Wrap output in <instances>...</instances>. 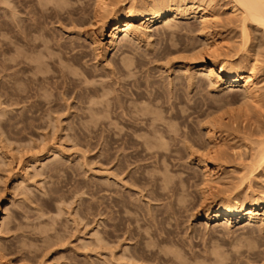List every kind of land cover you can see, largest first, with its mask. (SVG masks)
I'll return each mask as SVG.
<instances>
[{
    "label": "rangeland",
    "instance_id": "1",
    "mask_svg": "<svg viewBox=\"0 0 264 264\" xmlns=\"http://www.w3.org/2000/svg\"><path fill=\"white\" fill-rule=\"evenodd\" d=\"M40 1L43 5L45 3L47 5V7H49L48 11H49L50 15L48 13V16L52 15L54 9H56L57 11L60 9V8L59 9L56 8V7H58V6H56V5H58L56 2H59L61 4L62 1H65L64 3H67L66 0H48V1L47 0H39V1L38 0H12V1L11 0H0V111L3 113L2 114L0 112L1 113V116H0V219H2V218L5 220L7 219L6 223L3 222V225L2 224L0 225V236H1L0 239L2 238L1 242H3L5 244V246L7 247V251H8L7 256H9L8 260L11 261V264H108L109 262L111 264L112 261L114 262V260L117 261V262L115 261L116 264H119V263L120 264H134V263L139 264V262L141 260L136 261L135 258L131 256L132 255L131 253H133L132 248H134V246L135 247L137 246L136 243L141 238V236H140L141 232H142L141 235H144V234H146V231L149 232V230H145V231L142 230L146 227V225H147L146 223H148L146 221H144V222H146V223H144L142 220L143 218L140 219V221L137 219H133V218H137L140 216H142V217L144 216L143 214H141L142 212H140V209H139V211L136 209H138L142 206L141 209H144L143 212L146 210V213L144 212L145 214H151L153 211H155L157 206L160 207L162 205L163 208H161V209H164L165 208L164 203H167V201H165V200H164V202H162V200H161V201H159V203L157 201H152L151 198L154 195L153 196L148 195V194L152 195L153 190L155 188V187H153L154 185L152 186V183H155V182H153V180H155L157 178L159 180V179H161V177L163 178L164 173H166V175L168 174L167 172H163V170H160L161 169L160 167H164V163L162 161L163 159H161V161H160L161 163H158L157 158L151 157V155L148 154L150 151L144 152L145 146L143 143L146 139L151 138V134L149 131H152L153 129L160 128V130H166L168 132L169 136L172 137V139H169L171 141L169 143L170 144L173 143V144L169 145V143H168V147H169V149L170 148L171 149L166 152L168 154L167 158L168 159L170 158V159L168 160L166 158L165 161H168L169 163L172 162L171 164L174 163L175 167L172 166L171 164L169 165L170 174H168V175L176 174L175 179L178 178L176 180L177 182L180 181L179 180L180 176H182L183 178H190L191 180L193 179L192 180L193 184L196 181L197 184L196 183L195 184L197 186H193V184H192V186L194 188L191 187V189H189L192 192L195 191L192 193V195L194 194L193 195L194 197H192V196H191L192 198L189 197L190 203L194 202V204L197 203V201L200 199V196H199L200 194H198V192L200 193V190L203 187V185H202L203 176H202V171L200 168L203 165V163H199L200 162L199 159L202 158V160H204V158L206 156V155H204V153L207 151V148H209L208 145L210 144V142H212V144H213V142H214V144L217 143L216 147L212 146V144L210 145L211 150L208 149L209 151L207 152V154H209V155H207L208 158L206 157L205 160L209 161V159L211 158L210 153L214 152L213 149H215L217 152H220L221 154H223L222 156H224L225 159L227 158L226 160H224V159L221 160L222 165L224 164V162H226V163H225V165L222 166V169L220 168L219 174H215L212 177V179H214L216 181V182L214 181V183L215 184L217 183V185H216L217 188H222L220 191L223 190V193H221L220 196L222 197L221 199H224L225 197L222 195L223 194L227 195L230 188L232 187L231 189H233L237 185V183H239L238 182V178H240L239 174L241 173V176H242L241 171L243 170V167H244V165H242V164H246V163L248 164V162H250L249 159L251 157L252 151L257 146L256 143L264 135V100L259 102V106H258V103L256 105L255 102H252L251 100H249L248 98L245 97V94L243 93L242 88H240V87H229V86H226L223 88L218 87V86L212 87L213 85H210V83L207 82L208 79L205 77L204 74H200V75L198 74V75H196L195 79H193L192 81H189L190 76L193 75L194 73L193 74L190 73V75H189L188 72H184L183 70L189 69L188 70L189 72L194 71L193 69H195V63H194V61H192V58H190V57L194 53H197L200 50H202L203 46H204V49H206V46H207L206 42H208V45H209V41H210V44L216 45V46L214 45L216 49L218 48L217 49L218 53H219L218 58L220 57L219 58L220 60L223 58H226V56L224 55V54H226V52H228L226 54V55H228V57H229V55L233 56V58L231 57L232 59H237V58L240 59V58H243V54H244V56H246L245 54H248L250 56V59L253 61L255 60L254 61L255 64H257L256 67L258 68L257 70L259 72V74H258V81H259L258 86L261 87L260 92L261 91L262 92L260 94L262 95V93H263L262 99H264V44L259 50L256 48L254 49V47H253V45H255L257 42H259L258 39H256V37H261V38L263 37V40H264V33L256 32L255 30L254 31L251 30L253 36L255 35V37H254L255 39L253 38V40H254V41H252L253 45H252V48L249 49V53H246L243 50V48L241 49V47L243 46V41H242L243 37H241L242 36L241 23H239L241 21L240 12H237L239 15L237 13L232 14L229 12L228 6L230 4V0H216V1L213 0V2L212 3L210 2V4L215 8L214 10H216V11H214L216 14V17H215V21L213 22L214 24L211 28H209L208 30H205V33H204V31L202 33L201 30H199L201 33L198 30H196V32L194 31L195 33L194 32L185 33L186 31H184V32L181 31L184 34H182V33L178 34L177 33L178 35L181 36V38H180V36L178 37V35H174V37L176 36L177 38L176 37L174 39H172L173 37L171 38L172 42L174 41L173 43H176L177 41L179 42L177 50H176V48H174L177 46V44H175L176 46H173V43L170 42V40L167 37L168 35H166V33H164L165 35L163 34V30H161L162 32L155 33L150 42L147 41V42H142L141 44H137L138 50L145 51V52L151 51L149 53H152L157 48H162L164 46V48L166 49V47L168 46L167 47V50H168V48H171V46H172L173 48H171V50L169 49V51H171L169 53L170 55L168 56L170 60L168 58H167V60L162 59V60H159L158 62L154 61L153 64H151V62L146 63V61H149V60H145L144 62L146 64L145 65L143 64L144 67L143 66L139 67L138 69H140V70L136 71L135 67L133 66V71L134 70L136 71V72L134 71L136 75L133 74V76H131L129 79H127L128 76L127 77L126 76H120L119 73L117 75L114 74L115 75L114 76L110 70L113 65L106 64V62L102 63V61L106 59L105 57L101 56V58L99 57L100 59L99 58L97 59L96 57H94L93 51H91L93 49V47H90L91 45L90 46L88 45V44H90V37L92 35V30L94 28L92 25L88 24V23H90L88 21V17L90 19V17H92L91 14H93V13H91L93 11L92 10L93 9L92 4L89 5L90 2H88V5H86L87 4L86 0H83V1L81 0L82 1L81 4L79 2H77L80 0H76L77 4H75L74 2H72L70 0V2H72L70 4L74 3V6L72 5V7H74L75 9H69V7L71 6L69 3H68L69 7L67 6L68 4H66L67 8L63 5L67 9L64 11V12H66L65 16L67 15V11L71 12L73 14L74 10L77 9L76 11H79L80 9H82V10H80V12H77V15H76V11L74 12V14H75L74 17L78 16V18L77 17H75V19H74V17L72 18L74 20L77 19L79 21L80 16H83L82 17L83 19L81 18V22L77 21V25L76 24L73 25L72 22H74V21L72 20V22H71V18L69 19L70 16H73L71 13H70L71 15L68 13L69 17H66L65 18L66 20H65L64 16H63L64 12L62 9H61L62 12L59 10L61 12V14H60L61 17L59 20V17H57L59 15V13H58L59 11L56 12L58 14L56 16V13H55L56 10H54L55 16H54V13L52 16L54 18L46 17L47 19L46 18L44 19L46 21L48 20V18H49L48 21H50L52 19V21L46 22V23H48L47 25L52 24L49 26V28L48 27L47 28H48V30H50V28L53 30H51V33H50V31L45 29L46 24H45L44 20L42 19L44 22L43 23L44 26L42 25L41 27L49 32V36L46 35L45 30H44L45 32L43 31L44 33H41V34H45L49 38H53V37L56 38L57 42L54 41L55 38H54V40H52V39L49 40V39H46L48 37H46L44 35L46 37V38L45 37L44 38L47 40L46 41L47 43H48V40H49V42L51 41V43H49V45L52 44V41H53V45H51V46L48 45L49 49L50 48L52 49L55 46L54 45L55 43H56V46H58L59 45L58 42H62L60 45L63 47V49H62V47H59V46H58L59 48L56 46L54 47V49L56 48V50H55L56 53L54 56L57 59L59 58V56H61V55H59L60 53L58 52L59 56L57 57V51H59L58 49H60V48L63 50V52L66 50L64 52L66 56H67V54L69 56H71L73 54L70 50L67 51V48L71 47L70 45H73V48H75L77 44L81 43L79 48L83 47L82 45L87 46L85 48H88V46L90 48H92V49H90V52L87 51V50H89V48L86 50L83 49L84 47L82 48V51H86L87 54L90 53V56L89 57L87 56L89 58V60H88V58H87V60L84 59L85 61L83 63L88 61V62H86L88 68L90 66H91L90 68H93L94 65L97 66V68H99L98 72H97L96 67H94L95 69H93V70H96L95 74L98 73L96 76H98L97 81L99 83H95L96 86L94 89L96 91L98 90L99 94L96 91L94 93L95 95L92 94V92H88L87 96L85 98L84 97L81 98L83 100H80V98L75 97L76 92L74 93V95L72 93V92H74L73 90L75 88V86L73 84H72L73 87H72V85L68 86L67 90L62 91V88H59L61 83L58 84L61 81V79L59 80V78H57V74H58V77H60L59 72H56L57 70L54 71L55 69H53L54 73H52L53 71L48 67L52 71V72H50V75L52 74L51 80L53 78L54 79L56 78L55 80L58 79V82H56L55 80L51 81L53 84L57 83L56 84L57 88H56L55 85H53L50 81L46 80L48 83L50 82L51 86H54V88L51 89V86L47 83V87L49 85V88L48 89L46 88V89L49 90L50 93H48V91H46L47 95L46 94L45 95L48 96V98L46 97L48 100L47 99L44 100L45 96L42 94L43 95V98H42L41 93H44L45 89L43 87L44 91L40 90L41 92L38 90V89H41V87H42V86H40V82H42V81L38 80L36 76L34 77V74H33L34 71H30V72L27 71L26 73H22V75H20L21 72H19V69L17 70L18 66H17V68H15L18 71V73L15 69H14V71H11L9 69V67H7V66H9L8 63H10L9 58L13 56L12 54H15V51L17 50L18 47H19L18 50L21 48L20 52H21V50H23V54H24V51L26 53V50H27V52L29 51L30 54L32 52V56L34 54L36 55V53H38L37 57H38V55L41 56L39 53H41V54L46 53L45 50H44V52L39 51L42 49L48 50V52H49L48 54H50V55L52 52L54 53V50L50 51L47 46L46 47L44 45H40V46L36 45L37 47L35 46L34 43L37 44L39 37H41L42 35L41 36L36 35L37 37H35L34 35L36 33H32L31 35L29 34V31L31 33V32H33V30H35V28L32 29L35 26H32V24H31L32 21H33L32 22L33 25L35 24L34 23L35 19L33 20L32 14L31 13L29 14L28 12H30L34 8H38V7L42 6V4L39 6ZM209 1H212V0H208V2ZM48 2H50V4ZM216 4H217V6L218 5L219 6L217 7ZM44 6H42V7H44ZM75 6H77V7L81 6V8L78 7V8H80V9H78ZM50 7L51 8L55 7V8L51 10ZM83 7H84V11H83ZM10 8H13V9H10ZM61 8H62V6H61ZM89 8H90V10H89ZM12 10H14V12ZM45 10H47V9H45ZM71 10H73V11H71ZM89 11H91V12H89ZM217 11H218V13H217ZM12 12L15 13L14 14L15 16L13 15L14 18L12 17V14H13ZM62 13H63V15H62ZM46 14H47V12H46ZM62 16H63V18H62ZM85 16L86 17L88 16V17L86 18ZM57 19L60 22H58ZM62 19L65 21H63ZM67 19L70 20V22L67 21ZM84 19H86V20H84ZM61 20L64 22V24H63V22H61ZM13 21H14V24L12 26H15L14 29L11 26ZM24 21H26V22H24ZM83 21H87L86 22L87 24L84 25V23H83V25H81ZM181 21H183L182 23L194 24V26L199 25L198 24L199 20L197 18H194V17H190L187 20H180L179 22H181ZM216 21L218 22V24ZM78 23H79V25H78ZM22 25L24 27H26L28 25L26 28L27 32H28L27 34L25 31L26 30L25 28L22 27V29H20V27ZM62 25H64V26H62ZM80 26H82V28H81L82 32H81V29L79 28ZM89 26H90V28H89ZM10 29H11V31H10ZM31 29H32V31H31ZM12 30L15 32L16 37L12 34V33H14V32H12ZM20 30H22L23 35L20 33ZM48 32H47V34H48ZM207 32L208 33L210 32L211 36L207 37L208 36V35H206ZM9 33L12 34V36L15 38L14 39L11 38L10 37L11 35H8ZM78 33H79V35H78ZM85 34H87V35H85ZM109 34H110V32H107V35H109ZM186 34H189V35H186ZM52 35H54V36H52ZM26 36H27L28 40H26L27 39ZM30 36H34L35 38H31ZM50 36H52V37H50ZM79 36L83 40H81ZM9 37L11 39H13L11 41L14 42L15 46L13 45L12 42H10L8 40V39H10ZM23 37H24V39H23ZM206 38H210V40L207 41ZM32 39H34V40H32ZM42 39L43 38L41 37V40ZM180 39L181 40L183 39V41H181ZM24 40H25V42H24ZM30 40L34 41V42L33 43L30 42ZM41 40L39 42H41ZM72 40H73V42H72ZM165 40H167L168 42ZM19 41H20V44H18ZM43 41H45V40L43 39ZM43 41L41 43H45ZM107 41H108V39L107 40L105 39L104 43H106ZM160 41H161V43H160ZM8 42H9V44H8ZM21 42L23 44H21ZM77 42H79V43H77ZM10 43H12V45H10ZM25 43H27L29 45L28 46L29 48L27 47V44H25ZM69 43H72V44H69ZM86 43H88V44L86 45ZM146 43L147 44L149 43V44L146 45ZM168 43H170L169 44L170 46L168 45ZM165 44H167V46ZM181 44H183L184 47ZM64 45L65 46L68 45L67 48ZM41 46H43V47H41ZM150 46H152V47H150ZM186 46H189V48ZM11 47L14 50L13 51L14 53H12V54L9 52ZM15 47H16V49H15ZM35 47L38 49L34 50ZM64 47L66 48L65 50H64ZM194 47H196V48H194ZM248 47H250V45ZM186 48H188V50ZM179 49L180 50L184 49V50L180 51ZM185 49L187 51H190V52L187 53V51ZM77 50H75V51H77V53L82 52L78 48H77ZM219 50L221 51V53L223 55L220 53ZM33 51H36V52L34 53ZM37 51H39V52H37ZM174 51H175V53H174ZM191 52H193V53L190 54ZM16 53H18V51ZM112 53H113L112 51H109L108 54L106 55V56H108L107 57L108 60H110L111 57L113 58ZM172 53H174V54L172 55ZM259 53H261V54H259ZM46 54H42V56L44 58H48L47 57L48 55H46ZM61 54L63 55L62 52H61ZM28 55L27 54L25 55L28 58V59L26 58L25 60H28V62H30L31 61V59H30L31 55H30V57H28ZM44 55H46V56H44ZM65 55H63V56H65ZM239 55L242 57H240ZM257 55H260V56H257ZM14 56H13V58H14ZM20 56H22V55L17 54L15 57H17V59L20 60L21 59ZM33 57H32V59H35V57L34 58ZM37 57H36V59H37ZM43 57H41V58H43ZM91 57L96 58V59L93 60ZM179 57H181V59ZM185 57H188V59L190 58L191 61H189L190 59L188 60ZM177 58H179V60ZM255 58H257V59H255ZM182 59H186V60H182ZM47 60H49V59H47ZM93 61H94V63H93ZM98 61H99V64H98ZM256 61H258V62H256ZM63 62H65V61H62V63ZM169 62L171 64H168ZM60 63H61V61H60ZM88 63H90L89 66H88ZM105 64L109 65V66H106ZM65 66H66V64H65ZM105 66H106V69H108V68L109 69L108 70L104 69ZM110 66H111V68H110ZM101 67H103V69ZM177 71H178V73H177ZM10 72L11 73L16 72L15 75L18 74V76L17 77L15 76L14 79L11 80V78H9ZM28 72L30 74H28ZM99 72H100V74H99ZM186 73H188V74H186ZM23 74H25V75H23ZM26 74H27V76H26ZM8 75H9V77H8ZM53 75H55V76L53 77ZM20 76H21V78L23 77V80L18 79ZM25 77L29 78L28 83L26 82L28 79L25 80L24 79ZM123 77H125L126 79ZM188 77H189V80H188ZM176 78H177V80H176ZM185 78H186V80H185ZM32 79H35L36 81L37 80L38 81L36 82L35 80H33L36 82L35 83V82L31 81ZM120 79H121V81L123 80L122 82H125V83H123V87H124L123 90L126 92V94L127 93L129 94L130 90H131L130 94H132V93H134V94L135 93L146 94V92H147L146 91L147 90L146 84H150L152 86L154 85V87L157 90H155V93L153 90V97H156V95L157 96L160 95L159 93L162 92V90L160 89L161 86H165V88H167V87H169L168 86L170 84L169 82L172 81V83L174 85H176L177 87H179V86L180 87L177 88V92H176L178 99L175 100V98H173L171 101L172 102L174 101L177 104L180 103L181 106L180 105L179 106H180L181 110H182V108L187 109L188 105H186V104H189V106L195 105L194 107H196V108H194V110L188 109V111L183 109L186 112L185 113L181 112V114H183V115L182 116L179 115V118L175 120V121L178 120V122H174V120L173 121L166 120L165 122H164V120L157 121L156 122V126H158L157 128L149 126V123H147V122H144V123L140 122L143 126H141V124H138V125L134 124L133 125V123H132L133 121H131V119L129 117L121 116L120 112L122 109H120L119 111L117 110L118 114L107 115V117H106L107 113L105 114V112H100V113L98 112L100 114V116L95 117L96 115L98 116L97 112H96V114H94L95 112L91 111V112H93L92 114L94 115V117H92V114L91 113L89 114V111H90L92 105H93L92 109H95V110L97 109L100 111V110L104 109L103 106H105L107 104V102L108 103L110 102L112 105L111 104H109V105L112 108L113 104L115 102V99L118 97H119V99H121V95H122V98L124 99V102H125L124 105L127 103L126 109H128L127 105L129 103L131 105L129 104L128 106L131 107V110H132V108L134 109L133 105L140 106V104H141L140 101H137V100H136L137 102L136 101H134V102L130 101L131 99L135 100L137 98L136 96L134 97L133 95H128V94L126 95L125 92H123V90L121 88L122 86H120L122 84ZM147 79H149V80H147ZM168 79H170V80H168ZM172 79L173 80L175 79V80L173 81ZM18 80H19V82H16ZM146 80H147V82H146ZM200 80L203 81L205 84L201 85V86L198 85V81H200ZM9 81L12 85L16 82L15 84H17L18 87L20 85H22L21 88H25V87H23V84H24L23 82H25V84L27 83L26 85H24L27 87L24 89L25 93L27 92L26 95L24 93V95H25L24 99H26L28 96H30L27 98L29 100L26 99L27 102H26V100H23V102H21L24 105L23 104L21 105L20 103H18L19 106L17 104L18 107H16V105H11V106H15V107H13L14 108L13 114H12V110H11L13 108H10L11 106L9 105L10 104L9 103L10 95L8 94V92L12 86V85H10ZM100 81L102 83H104V85ZM130 81L133 84V86H131L132 84L130 83ZM38 82H39V84H38ZM44 82L45 81H43V83H41V84H44ZM116 82H118V83H116ZM8 83H9V85H8ZM106 83L109 84L106 87H109L111 85V88L109 87L110 89H107L110 93H108V91H106V88H103V86H105ZM15 84L13 86H15ZM37 84H38V86H37ZM98 84L102 88H100V86H98ZM139 84H141L143 86L142 90L141 89L136 90V88L142 87L141 85H140V87H138ZM190 84H192V85H190ZM45 85H46V82H45L44 86ZM182 85H183V87H181ZM188 85H190L191 87ZM39 86H40V88H39ZM8 87H9V90H7ZM18 87L16 86V88H18ZM113 87L117 91H114ZM128 87L130 88V90ZM200 88H201V90H200ZM5 89L7 92L5 91ZM26 89H27V91H26ZM100 89H102V90L104 89L103 92ZM30 90H33V91H30ZM75 90H77V89H75ZM119 90H121V91H119ZM134 90H136V91H134ZM178 90H179V93H178ZM35 91L39 92L38 94H40V95L38 97L36 96L38 94L37 93L35 94ZM144 91H146V92L144 93ZM157 91H158V93H156ZM32 93H33V95H30ZM103 93H104V95H103ZM107 93L109 94V96ZM91 94L93 95L94 100H92V98H90L91 99V102H90L88 95L91 96ZM97 94L100 96H97ZM118 94H120V95H118ZM161 94L162 95L165 94V95H163L164 98L162 97V95H160V101H158L159 102L158 105L161 103V105H164L165 108H169L168 107L169 103L163 102L166 100L165 97L167 94L166 93H161ZM178 94H181V95L179 96ZM182 94H184V95H182ZM61 95L66 96L67 100L65 99L64 96H61ZM71 96H72V98H71ZM131 96H133L134 99L131 98ZM167 96L172 97V95H167ZM49 97H51V101H49L50 100ZM74 97H75V99H74ZM99 97H102L103 99L101 100V98H99ZM107 97H109V98H107ZM190 97H192L191 99H193L192 100L193 102L191 101ZM95 99H96V101H95ZM110 99L112 102L110 101ZM112 99L114 100V102ZM161 99H164V100H161ZM7 100H8V102H7ZM97 100H98V102H97ZM103 100H105V101H103ZM247 100H249V101H247ZM34 101H36L35 102L36 107L34 106V104H31V102L34 103ZM185 101H187V102H185ZM189 101H191V102H189ZM24 102H26V103H24ZM40 102H42V103H40ZM7 103H9V104H7ZM36 103H38V104H36ZM67 103H68V105H67ZM101 103H104L103 106ZM133 103H135V104H133ZM183 103H185V104H183ZM253 103L256 105V107ZM41 104L43 107L40 106V108L39 107L37 108V106H39ZM32 105L35 108H37V110L41 109L42 112H43V110H44V112L45 111L47 112L49 109H51V111L53 110V114L51 115V113L49 111H48L49 113H41V110H40V114L35 115V113H38L39 111H37L36 109H33L34 107L30 108V107H32ZM8 106H10V107H8ZM25 106H28V107H25ZM98 106H100L99 109H98ZM24 107L27 108L28 110H30V109L35 110L36 112L34 113V115H32L33 113L32 114L30 113L32 115L31 116L29 114V112H27L28 110L25 109ZM16 108H19V109L21 108L20 109L21 112L18 111V109H17L16 110V111H18V114H17V112H15ZM22 108L25 109L26 112H24V110ZM113 108H112V111L115 110V108H114V110H113ZM165 108H161L162 113H164L162 115L163 116H169V115H166L167 112L165 113V111H166ZM83 110H85V111L83 112ZM65 111H67V112H65ZM68 111L71 114H69ZM54 112H55V114H54ZM81 112H83V114H81ZM84 113L85 114L88 113L87 116ZM102 113H104L103 116H102ZM207 114H209L211 116V118ZM219 114H221L223 116L221 117V115H219ZM188 115H190V116H188ZM237 115H239V116H237ZM19 116H22V117H19ZM104 116L106 117V120H104V118H105ZM117 116H120V117H117ZM215 116L216 117L220 116L221 119L223 118L222 122L224 124V127H223V125H222V127L225 130L223 128H222V131L220 129H219V131L216 130L215 136H213L216 138H212L213 140L212 139L209 140L207 137H205V136H207L206 135L207 134L206 126L211 124L210 122L214 119ZM191 117H192V119H190ZM230 117H232V119L234 121L231 120ZM112 118H113V120H112ZM115 118H117L118 121H117V119L114 120ZM123 118H125V119H123ZM235 118L238 120V122ZM125 120H126V122H125ZM198 120L199 121L202 120L201 121L202 125L200 124V122ZM244 120H245V123H242V122H244ZM119 121H121V122L119 123ZM228 121H230V122H228ZM111 122L113 124H110ZM170 122H172V123H170ZM204 122H205V124H204ZM174 123L175 124L178 123V124H176L177 126ZM234 123H235V126L233 125ZM10 125H12V127ZM108 125H110V126L112 125L111 128ZM117 125H119V126L117 127ZM126 125H127V127H126ZM200 125L202 126L201 129H200ZM204 125H206V126L204 127ZM244 125H247V126H244ZM182 126H184V127H182ZM189 126H191V127H189ZM123 127L126 129H124ZM130 127H131V129L128 130ZM104 128H105V131H104ZM171 128H172V130H171ZM109 129H111V130H109ZM116 129H118L120 132H118V130L115 131ZM182 131H186V133L182 132ZM188 131H189V133H188ZM169 132H171V133H169ZM176 132H178V133H176ZM119 133H120V135H119ZM257 133H259V136ZM134 134L136 137L133 136ZM137 134H138V136H137ZM175 134H176V136H175ZM146 135H148V136H146ZM183 135H184V137H183ZM187 136H188V138H187ZM182 137L184 140L182 139ZM180 139L182 140L184 145ZM186 141L187 142L189 141L188 142L189 144ZM191 142H193L194 144ZM206 142H207V144H206ZM190 144H193L194 146L191 145L192 146L191 147ZM140 145H141V147H140ZM182 145L184 148L182 147ZM196 145H197V148H196ZM205 145L208 147L206 148ZM178 146H180V148ZM198 146L200 147V149ZM203 146H205V147H203ZM193 147H194V151H192ZM212 147H215V148H212ZM123 148H127V149L125 150ZM182 148H183V150H182ZM189 148H190V150H189ZM130 151H132V152L130 153ZM179 151H180V153H179ZM120 152H122V154ZM169 152H170V154H169ZM119 153L121 156H118ZM243 153H244V155H242ZM54 154L57 156L58 159L54 158L55 160H52V158L55 157V156H53ZM123 154H126L128 156L126 158H124ZM110 155H111V157H110ZM137 155H139V158ZM170 155H172V157ZM203 155H204V157H203ZM241 157H242V159H241ZM109 158H111V159H109ZM244 158H246V159H244ZM116 159H118V160H116ZM119 159H120V161L121 160L122 161L120 162ZM50 160H52V161H50ZM182 160H184V161L180 162ZM241 160H243V161H241ZM46 162H49V163L46 164ZM137 162H139L138 165H137ZM168 162L165 164H169ZM238 163H240V165ZM162 164H163V166H162ZM43 166H44V168H43ZM121 168H123V169H121ZM194 168H195V170H194ZM176 169L178 170V172ZM36 170H38L37 173H36ZM142 170H143V172H142ZM185 170L188 171V174ZM239 170H240V172H239ZM53 171H55V172H53ZM110 171H112V172L114 171V173H112ZM190 171L193 172V174ZM195 171H196V173H195ZM109 172L112 175L109 174ZM155 172H156V174H155ZM173 172H176V173H173ZM134 173H135V175H134ZM143 173H144V175H143ZM179 173H180V175H178ZM182 173L186 174V175H182ZM189 173L191 174L192 177L190 176ZM116 174H118L117 177H116ZM199 174H200V176H199ZM142 175L144 176V178ZM173 175H171V176H173ZM193 175H194V177H193ZM119 176L121 179L123 178V180H120ZM151 176H152V178H151ZM229 176H231L230 179H229ZM115 177L117 179H119L120 181L117 180ZM106 178L109 181L110 180H112V181L109 182V181H107ZM218 178L219 179L222 178V179L219 180ZM231 178L233 180H231ZM21 180L23 181L22 183H21ZM145 180H147V181H145ZM200 180H201V182H199ZM261 180L263 181V179H261ZM24 181H25L26 185L23 184ZM123 181L126 182V183H124L125 185L122 183ZM155 181H157V180H155ZM192 181H191V183H192ZM257 181H258V183H257ZM262 181H260V179L259 180H256V179L253 180L252 184H255V185H253V186H255L254 188L257 187L255 190H259L261 188V186H263ZM142 182H144V183H142ZM159 182H161V181L159 180ZM231 182H233V183H231ZM117 183H119V184H117ZM211 183H213V182H211ZM211 183H210V185L215 186V184L213 185ZM228 183L230 185H228ZM17 184L20 185V187ZM114 184H116V185H114ZM142 184H147L148 186L147 185L144 186ZM103 185H105V186H103ZM198 185L202 186V187L199 188ZM220 185H221V187H219ZM259 185H261V186H259ZM23 186H25V188ZM134 187H136V189ZM151 187H153L152 191H151V189H149ZM107 188H109V189H107ZM120 188H121V190H120ZM157 188L158 187H156L155 189H157ZM225 189H227V190L229 189L227 193H226L227 190H225ZM106 190L107 191L110 190V191H108V193H107ZM115 191L116 192L118 191L120 196L118 194L116 195ZM140 191H142L143 193ZM149 191H151V193ZM105 194L106 195L112 194V196L109 195L112 198L109 197V199H108V197H107L108 195L106 196ZM114 196H116V197H114ZM129 196H131V197H129ZM120 197H122V198H120ZM115 198H116V200H115ZM132 198L134 200H132ZM136 198H138L139 200H137ZM130 200H132L133 202H131ZM107 201L109 203V206L112 205L111 206V210H112L111 213L112 212L113 213L112 214L109 213L110 215H108L105 211V209H106L105 205H106ZM117 201L121 202L122 205H121V203L119 204ZM134 201H136V205H138V203H139L140 206L139 205H138L139 207L136 206ZM149 201H151L152 203ZM140 202H142V204ZM129 203L133 205L132 206L133 208H135V207L136 208L131 210V206H129L130 205ZM116 205L118 206V208ZM125 205H126V207H124ZM147 205H149L150 208H148ZM125 208L128 211L131 210V212L134 210L137 213V211H138V212H140V215L137 213V215H138V216L136 215L137 217H132L133 215L135 216V213H133L134 211L132 213L129 211L131 213V214H129L128 211H127V213L125 212L126 211ZM6 209H8V210H6ZM152 209H153V211H152ZM149 210H151L150 211L151 213H148ZM192 211L193 210H190L189 212L187 211L188 212L187 214H186V212L185 213L184 212L177 213V214H179L178 216L181 218H179V217L178 218H169L172 220L173 219H177V220L179 219L178 222L176 220H173V221L171 220V222H170L168 218H165L164 221H166V222H164L163 221L164 218L162 217L163 218L162 219L160 217L163 221V225H162L163 230H164L163 233L168 231L169 236H168V232H167V236L169 237V239H171L170 236L173 233H175L171 237L176 242H174L173 239H171V240H173V242L175 244L178 242H181V243H178V244H181L182 247L180 246V249L182 248V251H183V253H181V255H183V257L181 256L182 258L180 257V259L185 260L187 262L189 261V263H190L191 259L195 257L192 254H194L196 252L195 255L197 254L196 255L197 259H195V260L193 259L194 261H192L191 264H196V263L214 264L212 262L215 261L216 257L213 254V252H214V249L216 247H218L219 249H217V250L222 249L224 252L222 250H220V251L224 255L229 254L228 255L229 258L227 257L229 259V260L227 259V264H235V263L236 264H264V255H263L264 249H263V251H262V249H260V247L264 248V225L257 223L255 225L249 226V227L248 226H243V227H240V226L239 227L238 226H231V227L225 226L224 227L223 226V227H221L220 225H216V223L213 222L211 225L207 226L204 221H201L199 219V217H197V211L196 210H194L195 212L194 211L192 212ZM115 212H116V214H114ZM127 214H129V216ZM182 214H183V216H182ZM112 215L114 216L113 219H112ZM185 215H188V216H185ZM194 215H195V217H194ZM106 217L109 219H106ZM124 218H125V221L123 220ZM130 218H132L133 220ZM146 219H147V217H146ZM166 219H168L169 223ZM115 220H118V221H115ZM128 220H130L131 222ZM135 220H137L139 223L138 222H137V224L133 223ZM184 220H186V221H184ZM188 220H191V221H188ZM162 221H160V223H162ZM179 221H181V222H179ZM9 222H11L10 225H9ZM119 222L121 223V225L119 224ZM122 222H123V224H122ZM170 223H171V225H169ZM174 223L177 225H175ZM140 224L142 225V227H144V226L145 227L142 229H138L139 226H137V225H140ZM167 224H168V226H167ZM9 226H11V230H8L10 228ZM17 226H19L20 228ZM133 226L135 228L138 227L137 233L135 232L136 229H134ZM160 226H161V224H159V226H158L159 230H160ZM7 227H9V228H7ZM115 227H118V229L117 230L114 229ZM126 227H128L129 229H131L130 227L133 228L131 230H134V231L132 233H130L132 235L134 234L133 236L131 235L132 239L130 238L131 236H129V232L126 231ZM174 227H176V228H174ZM42 228H44V229H42ZM167 228H168V230H167ZM129 229H127V230H129ZM148 229H151V228L148 227ZM41 230H43V231H41ZM159 230H158V232H160ZM125 231L128 232V234H126ZM150 232H149V234H152V230ZM105 233L108 236H110V238ZM161 233H162V231H161ZM163 233H162V235H164ZM180 234H181L183 239L181 238ZM103 235H104V237H103ZM135 235H137V237H140V238L135 240L136 239V238H134V237H136ZM93 236H95V237H93ZM107 237L110 240V241L107 240V241H109V244L107 243V241H105L107 244L104 243V240L107 239ZM164 237L166 238V235ZM177 237H178V240H177ZM95 238H97L98 240H101V242L100 241L98 242V240H96ZM111 238L114 240H112ZM129 240L132 242H130ZM142 240H144V239H142ZM142 240H140V241L143 243L144 241H142ZM185 240H186V242H185ZM191 240H192V242H191L192 245L190 243ZM6 241H7V243H6ZM145 242H149V241L147 240ZM152 242L154 243L156 241H152ZM110 243H112V244H110ZM250 243H251V245H250ZM104 244L110 245V246H106ZM155 245H157V243ZM155 245L153 246V248L154 247L155 248L154 249L152 248V249L153 250L156 249V253L157 252L159 253V250L157 247L158 245L157 246H155ZM160 245L164 246V244H160ZM160 245H159V248H160ZM166 245L167 246H164V248L165 247L170 248L169 244H166ZM172 245L173 244H171V246ZM236 245H238V246H236ZM127 246L129 249L130 248L131 249L129 252L127 251V253H126L125 251L128 249ZM174 246L172 248H176V245H174ZM212 246H213V248H212ZM239 246H241V247H239ZM251 246L256 247V248L252 249L253 247L250 248ZM144 247H146V244ZM161 248H163V247H161ZM161 248H160V250H161ZM172 248H171V250H172ZM209 248L211 249L210 251L208 250ZM237 248H239V249H237ZM236 249H237V251L238 250L240 251V252H237V254L235 251ZM256 249L258 250V252H260V251H261V253L263 252L262 254L260 253L261 256L256 251ZM109 250L113 253H110ZM167 250H170V249H167ZM201 250H202V252H201ZM250 250L255 252L257 255L254 254L252 251L250 252ZM123 251L125 252V255L126 254L128 255V256L126 255V257L124 256L125 258L122 257V255H124ZM147 251H148V248L146 249V252ZM206 251L210 254H208ZM179 252H181V251H179ZM200 252H201V254H200ZM121 253H122V255H121ZM110 254L111 255L113 254V256H111ZM118 254H119V256H118ZM148 254H149V256L153 255V254L150 255V252ZM204 254H205V256H204ZM253 254H254V256H253ZM171 255H170L171 257L165 256V258L168 261H166V262L163 261L164 264H171L170 262H171L172 258L173 259L175 258V255L174 256H173V254H171ZM212 255H214L213 256L214 259H213ZM129 256H130V258H129ZM105 257H109V259L108 258L105 259ZM131 257L134 259H132ZM152 257H153V259H155L157 257V255H156V257H155V255H153ZM159 257H164V254L159 253L157 259ZM170 258H171V260L169 261ZM210 258H212L211 263H209L210 261H208V259L210 260ZM153 259H152L153 262L150 261L149 264H152V263L157 264L158 261H159L158 264H160V260H157L154 263ZM105 260H107L108 263ZM149 260H151V258ZM118 261H119V263H118ZM127 261H128V263H126ZM175 261H173L172 263H175ZM141 263L146 264V261L145 262L141 261L140 264ZM112 264H114V263H112Z\"/></svg>",
    "mask_w": 264,
    "mask_h": 264
},
{
    "label": "bare ground",
    "instance_id": "2",
    "mask_svg": "<svg viewBox=\"0 0 264 264\" xmlns=\"http://www.w3.org/2000/svg\"><path fill=\"white\" fill-rule=\"evenodd\" d=\"M12 1V0H11ZM39 1V0H38ZM48 1V0H47ZM72 2H74L75 4H77L76 3V0L74 1V0H71ZM83 1V0H82ZM81 0L80 1H77V2H79L80 4H81V2H82ZM87 2V4L86 5H88V2H90V4L89 5H91L92 4V6H93V11L91 12V11H89V12H91V13H93V14H91L92 15V17H90V19H89V17H88V21L90 22V23H88V24H90V25H92L94 28H93V30H92V35H91V37H90V44H88V43H86V45L88 44L90 47H93V49L92 48H90L89 46H88V48H89V50H87L88 52H90V49H92L91 51H93V54H94V57H96L97 59L100 57L101 58V56L102 57H105L104 59L105 60H103L102 61V63H104V62H106V64H109V65H113L112 66V68H111V66H110V70H111V73H113V75L114 74H120V76H128V78L127 79H129L131 76H133V74L134 75H136L135 74V72L137 71V70H140V69H138L139 67H141V66H143V64L145 65L147 62L148 63H150L151 62V64H153V62L155 61H159V60H164V59H166L167 60V58L169 59V53L171 52V51H169V49L171 50V48H173L172 46H171V48H168V50H167V44H165L166 46V49L164 48V46L162 47V48H157L154 52H152V53H149V52H151V51H149V52H145V51H140V50H138V47H137V44H141L142 42H150L151 41V39L153 38V35L155 34V33H157V32H162L161 30H163V34L164 33H166V35H168L167 37H168V39L170 40V42H172V40H171V38L172 39H174L175 37H174V35H178V34H180V33H182V32H184V31H186L185 33H192V32H196V30H201L202 31V33H203V31H204V33H205V30H208L209 28H211L212 26H213V22L215 21V17H216V14H215V12L214 11H216V10H214L215 8L210 4V2L212 3L213 2V0L212 1H209L208 2V0H86ZM216 1V0H215ZM20 2V1H19ZM24 2V1H23ZM43 2V1H42ZM65 1H62L61 2V4L59 3V2H56L58 5H56V6H58V7H56V8H60L59 10L62 12V10H63V12L65 11V10H67L66 8H67V6L69 7V4L70 3H72V2H70V0H66V2L67 3H64ZM92 2V3H91ZM8 3V2H7ZM49 4H50V2H48ZM69 3V4H68ZM74 3L73 4H70L71 6L69 7V9H75L74 7H72V5L74 6ZM85 3V2H84ZM215 3V2H214ZM36 4V3H35ZM38 4V3H37ZM42 3H41V1L39 2V6L41 5ZM66 4H68L67 6H66ZM30 5V4H29ZM45 5V6H44ZM44 5L42 4V6H44V7H42V6H40V7H38V8H34V9H32L30 12H28L29 14L31 13L32 14V19L34 20L35 19V24L33 25V21L31 22V24H32V26H35V27H33L32 29H34L35 28V30H33V32H31L30 33V31H29V34L31 35L32 33H36L34 36L35 37H37V36H41L45 41H43V39L41 40V37H39V39L41 40V42L43 41V42H45V43H41V42H39L40 40L38 39V43L36 44V43H34L35 44V46L36 45H44L45 47L47 46L48 47V45H49V43H51V41L49 42V40H54V38L55 37H53V38H49L48 36H49V32L48 31H50V33H51V30H53V29H51L50 28V30H48V28H49V26L50 25H52V24H50V25H47L48 23H46V22H50V21H52V19L50 20V21H48L49 20V18L51 17V18H54V17H52L53 16V13H54V10H56V9H54V8H51L50 7V9L52 10V9H54L53 10V13H52V15L51 16H48V13H49V11H48V9H49V7H47V5L44 3ZM55 5V4H54ZM66 7H64V6ZM61 6H62V8H61ZM83 6V5H82ZM91 6V7H92ZM216 6H217V4H216ZM219 6V5H218ZM217 6V7H218ZM31 7V6H30ZM47 7V8H46ZM72 7V8H71ZM76 8H78V7H80L81 8V6H75ZM87 7V6H86ZM89 7V6H88ZM90 7V8H91ZM216 7V8H217ZM229 12L230 13H232V14H235V13H237V12H240V14H241V21L239 22V23H241V31H242V36L241 37H243L242 38V41H243V46L241 47V49L243 48V50L246 52V53H249V49L250 48H252V41H254L253 40V38L255 37V35L253 36V34H252V31L251 30H255L256 32H262V33H264V0H230V4H229ZM47 9V10H45V9ZM80 8H78V9H80ZM90 8H89V10H90ZM227 8V7H226ZM10 9H13V8H10ZM15 9V8H14ZM62 9V10H61ZM58 10V11H59ZM77 10V9H76ZM76 10H74V12L76 11ZM80 10H82V9H80ZM80 10L79 11H76V15H77V12H80ZM13 12H14V10H12ZM47 12V14H46V12ZM57 10L55 11V13L56 12H58ZM58 12L59 13V15L56 13V16L57 17H59V20H60V17H61V12ZM71 11H73V10H71ZM83 11H84V7H83ZM82 11V12H83ZM88 11V10H87ZM12 12V13H13ZM16 12V11H15ZM74 12H73V14L71 13V12H68L67 11V15L65 16V14H66V12H64V15H63V13H62V15L64 16V19L66 18V17H69V14L71 13L73 16H70L69 17V19L71 18V22H72V20L74 21V22H72L73 23V25L74 24H76L77 25V19L76 20H74L75 19V17H77L78 18V16H75L74 17ZM88 12V13H89ZM55 13H54V16H55ZM69 13V14H68ZM217 13H218V11H217ZM229 13V14H230ZM15 13H13L12 14V17H13V15H14ZM70 14V15H71ZM79 14V13H78ZM238 14V13H237ZM49 15H50V13H49ZM218 15V14H217ZM239 15V14H238ZM15 16V15H14ZM63 16H62V18H63ZM237 16V15H236ZM46 17H49L48 18V20L46 21V20H44ZM74 17V19H72ZM83 16H80V19H79V21L81 22V18H82ZM86 17V16H85ZM84 17V18H85ZM86 17V18H87ZM190 17H194V18H197L198 20H199V22H198V26H194V24H190V23H182L183 21H181V22H179L180 20H187V19H189ZM14 18V17H13ZM16 18V17H15ZM12 19V18H11ZM44 20V22H45V24H46V27H45V29H47L48 31H46L44 28H42L41 26L43 25L44 26V22H43V20ZM47 19V18H46ZM83 19V18H82ZM58 20V19H57ZM58 20V22H60ZM63 20V19H62ZM61 20V22H63V21H65V20H63L62 21ZM84 20H86V19H84ZM217 20V19H216ZM11 21V20H10ZM16 21V20H15ZM22 21V20H21ZM20 21V22H21ZM67 21H69L70 22V20H68L67 19ZM76 21V22H75ZM78 21V22H79ZM218 21V20H217ZM216 21V22H217ZM24 22H26V21H24ZM57 22V23H58ZM87 21H83L82 22V24L81 25H83V23H84V25L85 24H87L86 23ZM71 23V24H72ZM14 24V21H13V23L11 24V26ZM18 24V23H17ZM63 24H64V22H63ZM163 24V25H162ZM217 24H218V22H217ZM61 25V24H60ZM78 25H79V23H78ZM162 25V26H161ZM28 26V25H27ZM27 26L26 27H24L23 25L20 27V29H22V27L23 28H27ZM62 26H64V25H62ZM61 26V27H62ZM72 26V25H71ZM88 26V25H87ZM161 26V27H160ZM48 27V28H47ZM52 27V26H51ZM77 27V26H76ZM75 27V28H76ZM8 28V27H7ZM12 28L14 29L15 28V26H12ZM53 28V27H52ZM80 29L82 28V26H80L79 27ZM88 28V27H87ZM89 28H90V26H89ZM30 29V28H29ZM32 29H31V31H32ZM79 29V30H80ZM86 29V28H85ZM17 30V29H16ZM19 30V29H18ZM46 32H45V31ZM10 31H11V29H10ZM24 31V30H23ZM26 31V34L28 33L27 32V29L25 30ZM24 31V32H25ZM46 33V35H48V36H46L45 34H41V33H44V32ZM56 31V30H55ZM88 31V30H87ZM182 31V32H181ZM12 32H14L13 30H12ZM17 32V31H16ZM19 32V31H18ZM47 32H48V34H47ZM79 32V31H78ZM81 32H82V29H81ZM90 32V31H89ZM88 32V33H89ZM107 32H110V34L109 35H107ZM194 32V33H195ZM200 32V31H199ZM20 33L22 34L23 32H22V30H20ZM40 35H39V34ZM87 33V32H86ZM91 33V32H90ZM178 33V34H177ZM201 33V32H200ZM14 36H15V32L14 33H12ZM12 34H8V35H11L10 37L11 38H15V37H13L12 36ZM53 34V33H52ZM182 34H184V33H182ZM23 35V34H22ZM37 35V36H36ZM46 37H48V38H46ZM78 35H79V33H78ZM81 35V34H80ZM85 35H87V34H85ZM165 35V34H164ZM186 35H189V34H186ZM206 35H208L207 37H209V36H211L210 35V32L208 33L207 32V34ZM20 36V35H19ZM34 36H30L31 38H35ZM52 36H54V35H52ZM52 36H50V37H52ZM180 35H178V37H179ZM205 36V35H204ZM259 36V35H258ZM9 37V38H10ZM25 37V36H24ZM24 37H23V39H24ZM49 39L48 40V43L46 42L47 40L45 39ZM80 37V36H79ZM166 37V36H165ZM186 37V36H185ZM8 39L10 42H12L13 43V45L15 46V44H14V42L13 41H11V40H13V39ZM26 38H27V36H26ZM177 38V37H176ZM180 38H181V36H180ZM191 38V37H190ZM22 39V40H23ZM80 39L81 40H83L81 37H80ZM105 39L107 40L108 39V41L106 42V43H104V41H105ZM167 39V38H166ZM185 39V38H184ZM207 39V41H209L210 40V38H206ZM255 39V38H254ZM256 39H258V41L259 42H255L256 44L255 45H253V47H254V49L256 48V49H260L262 46H263V44H264V40H263V37L261 38V37H256ZM21 40V41H22ZM26 40H28V38L26 39ZM32 40H34V39H32ZM61 40V39H60ZM75 40V39H74ZM181 40V39H180ZM212 40V39H211ZM54 41H56V38H55V40ZM165 41H167V40H165ZM181 41H183V39L181 40ZM185 41V40H184ZM23 42V41H22ZM21 42V44H23ZM24 42H25V40H24ZM30 42H34V41H31L30 40ZM57 42V41H56ZM72 42H73V40H72ZM83 42V41H82ZM86 42V41H85ZM89 42V41H88ZM168 42V41H167ZM174 42V41H173ZM172 42V43H173ZM176 42V41H175ZM187 42V41H186ZM12 43H10V45H12ZM47 43V44H46ZM59 43V47H62L60 44L62 43V42H58ZM57 43V44H58ZM75 43V42H74ZM77 43H79V42H77ZM160 43H161V41H160ZM182 43V42H181ZM207 43V46H206V49H204V46H203V49L202 50H200L199 52H197V53H194L193 55H191V57L190 58H192V61H194V63H195V69H193L194 71L193 72H189L188 70L189 69H185V70H183L184 72H188L189 73V75H190V73H194L193 75H191L190 76V80H189V77H188V80L189 81H192L193 79H195L196 78V75H200V74H204L205 75V77L208 79V81L207 82H209L210 83V85H213L212 87H216V86H218V87H226V86H229V87H240V88H242V91H243V93L245 94V97L246 98H248L249 100H251L252 102H255V104L257 105V103H258V106H259V102H261V101H263L264 99H262L263 97V93H262V95L260 94L261 92H260V89H261V87L260 86H258V84H259V81H258V74H259V72H258V68L256 67V65L257 64H255V60L253 61V60H251L250 59V56L248 55V54H245L246 56H244V54H243V58H240V59H232L233 58V56H230L229 55V57H228V55H226L228 52H226V54H224L225 56H226V58H223V59H219L218 58V48L216 49L215 48V46L214 45H212V44H210V41H209V45H208V42H206ZM205 43V44H206ZM8 44H9V42H8ZM18 44H20V41H19V43ZM25 44H27V43H25ZM69 44H72V43H69ZM76 44V43H75ZM85 44V43H84ZM149 44V43H148ZM147 43H146V45H148ZM154 44V43H153ZM152 44V45H153ZM170 43H168V45H169ZM175 44H177V46L175 45ZM178 44H179V42L177 41L176 43H173V46H176V47H174V48H176V50H177V47H178ZM185 44V43H184ZM190 44V43H189ZM188 44V45H189ZM51 45H53V41H52V44H50L49 46H51ZM55 46H56V43L54 44ZM78 45V46H77ZM76 45V47L75 48H73V45H70L71 47H69V48H67V46L68 45H64L66 48H67V51L68 50H70L73 54L71 55V56H69L67 53V56L65 55V47H64V52H63V47H62V49L60 48V49H58L59 51H57V57L59 56V55H61V56H59V58L57 59L54 55H55V50H56V48L54 49V47L51 49H49V47H48V49L50 50V51H52V50H54V53L52 52L51 53V55L50 54H48L49 52H48V50H46V49H42V50H39V51H43L44 52V50L46 51V53H42V54H46V55H48L47 57L48 58H44L43 56H42V54L41 53H39L41 56H39L38 55V57H37V54L38 53H36V55L34 54L36 51H33L34 53V57H35V59H32V52H31V54H30V52L28 53L27 52V50H26V53H25V51H24V54L26 55H28V57H30V55H31V57H30V59H31V61L30 62H28V60H25L26 58H27V56H25L24 54H23V50H21V52H20V49L18 50V48H17V50L15 51V54H12V53H14L13 51V48L11 47L10 48V50H9V52L14 56H16L17 54L19 55V54H21L22 56H20V60L19 59H17V57H15L14 56V58H13V56L12 57H10L8 60H9V62L10 63H8L9 64V66H7V67H9V69L11 70V71H14V69L15 68H17V66H18V68H17V70L19 69V72H21V74L20 75H22V73H26L27 71H34V77L36 76L37 77V79L38 80H40V81H42V82H40V86H42L41 87V89H38L39 91L40 90H43V87H44V89H45V92L46 91H48V93H50L49 92V90H47L48 88H49V85L51 86V81L52 80H55L54 78L51 80V78H52V74L50 75V72H52L53 71V69H55L54 71H56V72H59V74H60V77H58V74H57V78H59V80L61 79V81L58 83V84H60V86H59V88H62V91L64 90H67V87L68 86H71L72 84L75 86V88H74V92H72L73 93V95H74V93L76 92V96L75 97H77V98H80V100H83V99H81V98H85L86 96H87V93L88 92H92V94H94L95 93V86H96V84L95 83H99L98 81H97V78H98V76H96L97 74H95L96 72V70H93V69H95L94 67H96V69H97V72L99 71L98 69L99 68H97V66H93V68H88L87 67V64H86V62H88V61H86L85 63H83L85 60L84 59H86L87 60V58L90 56V53L89 54H87L86 53V51H82V48L84 49V50H86V49H88V48H85V47H87V46H84V45H82L83 47H80L79 48V46L81 45V43L80 44H77ZM172 45V44H171ZM181 45H183V44H181ZM250 45V47H248ZM17 46V45H16ZM24 46V45H23ZM22 46V47H23ZM29 45L27 44V47H28ZM58 46H56V47H58ZM75 46V45H74ZM170 46V45H169ZM26 47V46H25ZM24 47V48H25ZM32 47V46H31ZM37 47V46H36ZM35 47V49L34 50H36V49H38V48H36ZM41 47H43V46H41ZM58 47V48H59ZM149 47V46H148ZM150 47H152V46H150ZM183 47H184V45H183ZM186 47H188L189 48V46H186ZM192 47V46H191ZM29 48V47H28ZM71 48V49H70ZM77 48L80 50V51H82L81 53H77ZM182 48V47H181ZM188 48H186L187 50H188ZM194 48H196V47H194ZM15 49H16V47H15ZM142 49V48H141ZM185 49V50H186ZM75 50H77V51H75ZM146 50V49H145ZM175 50V49H174ZM175 50V51H176ZM180 50V49H179ZM182 51L184 50V49H181ZM180 50V51H181ZM186 50V51H187ZM221 50V49H220ZM219 50V51H220ZM18 51V53H16ZM39 51H37V52H39ZM69 51V52H70ZM79 51V52H80ZM109 51H112L113 53V58L111 57V59L110 60H108V56H106L107 54H108V52ZM148 51V50H147ZM175 51H174V53H175ZM179 51V52H180ZM20 52V53H19ZM58 52L60 53L59 55H58ZM61 52L63 53V55H65V56H63L62 54H61ZM178 52V51H177ZM176 52V53H177ZM188 52H190V51H187V53ZM195 52V51H194ZM262 52V51H261ZM174 53H172V55L174 54ZM193 52H191L190 54H192ZM220 53H221V51H220ZM244 53V52H243ZM6 54V53H5ZM92 54V53H91ZM92 54V55H93ZM222 54V53H221ZM238 54V53H237ZM258 54V53H257ZM259 54H261V53H259ZM46 55H44V56H46ZM91 55V56H92ZM223 55V54H222ZM242 55V54H241ZM88 56V57H87ZM185 56V55H184ZM187 56V55H186ZM221 56V55H220ZM224 56V57H225ZM237 56V55H236ZM240 56V55H239ZM257 56H260V55H257ZM33 57V58H34ZM36 57H37V59H36ZM40 57V58H39ZM41 57H43V58H41ZM115 57V58H114ZM232 57V58H231ZM240 57H242V56H240ZM256 57V56H255ZM19 58V57H18ZM93 60H95L96 58H93V57H91ZM90 58V59H91ZM99 58V59H100ZM118 58V59H117ZM180 59H181V57H179ZM179 58H177L178 60H179ZM186 59H188V57H185ZM189 58V59H190ZM28 59V58H27ZM46 59V60H45ZM47 59H49V60H47ZM91 59V60H92ZM176 59V58H175ZM186 59H182V60H186ZM188 59V60H189ZM253 59V58H252ZM255 59H257V58H255ZM88 60H89V58H88ZM145 60H149V61H146V63L144 62ZM170 60V59H169ZM187 60V61H188ZM60 61H61V63H60ZM62 61H65V62H63L62 63ZM189 61H191V59L189 60ZM91 62V61H90ZM172 62V61H171ZM256 62H258V61H256ZM59 65H57V64ZM68 63V64H67ZM93 63H94V61H93ZM56 64V65H55ZM63 64V65H62ZM65 64H66V66H65ZM89 64L90 63H88V66H89ZM98 64H99V61H98ZM105 64V65H106ZM168 64H171L170 62L168 63ZM52 67H50V66ZM109 65H106V66H109ZM149 65V64H148ZM57 66V67H56ZM106 66L104 67V69H106ZM133 66L135 67V72L133 71ZM185 66V65H184ZM20 67V68H19ZM52 70H50L49 68ZM144 67V66H143ZM102 69H103V67H101ZM108 68V67H107ZM137 68V69H136ZM181 68V67H180ZM185 68V67H184ZM109 69V68H108ZM108 69H106V70H108ZM16 70V69H15ZM16 70V71H17ZM142 70V69H141ZM179 70V69H178ZM181 70V69H180ZM54 71L52 72V73H54ZM192 71V70H191ZM28 72V74H30ZM55 72V73H56ZM261 72V71H260ZM17 73H18V71H17ZM177 73H178V71H177ZM188 73H186V74H188ZM9 74V73H8ZM16 74V72L14 73V72H10V77H9V75H8V77L9 78H11V80H13L14 79V77L16 76H18V74L17 75H15ZM99 74H100V72H99ZM185 74V73H184ZM23 75H25V74H23ZM26 76H27V74H26ZM55 75H53V77H54ZM115 76V75H114ZM29 77V76H28ZM186 77V76H185ZM204 77V78H205ZM21 76L18 78L19 80H23V77L21 78ZM32 78V77H31ZM30 78V79H31ZM100 78V77H99ZM123 78H125V77H123ZM149 78V77H148ZM180 78V77H179ZM178 78V79H179ZM25 80L26 79H28L26 82L28 83V81H29V78H24ZM126 79V78H125ZM171 79V78H170ZM170 79H168V80H170ZM19 80L18 81H16V82H19ZM33 80H35V79H32L31 81H33ZM37 80V81H38ZM46 80H48V81H50L49 83L46 81ZM147 80H149V79H147ZM147 80H146V82H147ZM173 80V79H172ZM175 80V79H174ZM173 80V81H174ZM176 80H177V78H176ZM185 80H186V78H185ZM36 81V80H35ZM35 81H33V82H35ZM36 81V82H37ZM43 81H45L46 82V87L44 86V84H45V82H44V84H41V83H43ZM56 82H58V79L57 80H55ZM54 81V82H55ZM118 81V80H117ZM120 81H121V79H120ZM119 81V82H120ZM123 81V80H122ZM121 81V82H122ZM127 81V80H126ZM138 81V80H137ZM15 82V83H16ZM35 82V83H36ZM101 82V81H100ZM135 82V81H134ZM151 82V81H150ZM158 82V81H157ZM183 82V81H182ZM201 82V83H200ZM9 83H10V81H9ZM9 83H8V85H9ZM14 83V84H15ZM24 84H23V87H25V88H27L26 86H24V85H26L25 84V82H23ZM47 83L49 84L48 85V87H47ZM102 83V82H101ZM116 83H118V82H116ZM123 83H125V82H122V84L120 85V86H122L121 88H122V90H123ZM130 83H131V81H130ZM170 84L168 85L169 87H167V88H165V86H161L160 87V89L162 90V92L161 93H166L167 95H172V97L171 96H167L166 95V102L165 101H163L164 103H169L168 105V107L169 108H165V106L164 105H161V103L158 105V101H160V95H162L161 93H159L160 95L159 96H157L156 95V97H153V90H154V93H155V90H157L155 87H154V85L152 86V85H150V84H146V91L148 92H146V91H144V93L146 92V94H142V93H132V94H130V92H131V90H130V86L128 87L129 88V90H130V92H129V94L128 95H133L134 97L136 96L137 98L135 99V100H130L131 102L133 101H140V106H135V105H133L134 106V109L132 108V110H131V107L130 106H128L127 105V107H128V109H126V104L124 105V99L122 98V95H121V99H119V97L118 98H116L115 99V102H114V100H113V102H114V104H113V107L115 108V110H114V108H113V110L114 111H112V108H111V106L109 105V104H111L110 102L108 103L107 102V104L105 105V106H103V104L104 103H101L102 104V106L104 107V109H102V110H95V109H92L93 108V105L91 106V109H90V111H89V114L91 113H93V112H95L94 114H96V112H97V114H98V116L96 115L95 117H99L100 116V112H105V114H106V117H107V115H111V114H118V112H117V110L119 111L120 109H122L121 110V112H120V114H121V116H127V117H129L130 119H131V121H133L132 123H133V125L134 124H141L140 122H142V123H144V122H147V123H149V126H152V127H158V126H156V122L157 121H162V120H164V122L166 121V120H170V121H173L174 120V122H178V120L177 121H175L176 119H178L179 118V115H183V114H181V112L183 113H185L186 111H184V110H187L188 111V109H193L194 110V108H196V107H194V106H189V104H186V105H188L187 106V109H184V108H182V110L180 109V106H181V104L179 103V104H177L176 102H172L171 100L173 99V98H175V100H177L178 99V96H177V94H176V92H177V88H179V87H177L176 85H174L173 83H172V81H170L169 82ZM175 83V82H174ZM192 83V82H191ZM13 84V85H14ZM19 84V83H18ZM21 84V83H20ZM38 84H39V82H38ZM38 84H37V86H38ZM53 84V83H52ZM56 84L57 83H54L53 85H55L56 86ZM103 85H104V83H102ZM101 84V85H102ZM120 84V83H119ZM118 84V85H119ZM127 84V83H126ZM129 84V83H128ZM132 84V83H131ZM136 84V83H135ZM134 84V85H135ZM138 84V83H137ZM153 84V83H152ZM188 84V83H187ZM205 83L203 82V81H198V85H204ZM10 85H12L11 83H10ZM11 86V88H10V90H9V87H8V89L7 90H9V92H8V94L10 95V97H9V99H10V101H9V103H7V104H9L10 106L11 105H16V107H18L19 106V104L18 103H20L21 105L23 104V103H21V102H23V100H26L28 97H30V96H28L26 99H24L25 98V95H26V93H25V88H21V86L22 85H20L19 87H18V85L17 84H15V86ZM73 85H72V87H73ZM109 84L108 83H106V85L105 86H103V88H106V91H108L107 89H110L111 88V85L109 86V87H106V86H108ZM140 85L141 84H139L138 85V87H140ZM165 85V84H164ZM190 85H192V84H190ZM190 85H188V86H190ZM195 85V84H194ZM16 86L18 87V88H16ZM40 86H39V88H40ZM98 86H100L99 84H98ZM126 86V85H125ZM131 86H133V84L131 85ZM137 86V85H136ZM142 86V85H141ZM172 86V87H171ZM187 86V85H186ZM115 87V86H114ZM114 87H113V89H114ZM181 87H183V85L181 86ZM191 87V86H190ZM209 87V86H208ZM260 87V88H259ZM47 88V89H46ZM52 88H54V86H51V89ZM56 88H57V86H56ZM55 88V89H56ZM100 88H102L101 86H100ZM120 88V89H121ZM134 88V87H133ZM136 88V87H135ZM142 88H143V86L142 87H140V88H136V90H139V89H141L142 90ZM154 88V89H153ZM189 88V87H188ZM75 89H77V90H75ZM151 89V90H150ZM159 89V88H158ZM190 89V88H189ZM37 90V89H36ZM59 90V89H58ZM100 90H102V89H100ZM104 90V89H103ZM103 90H102V92H103ZM136 90H134V91H136ZM200 90H201V88H200ZM203 90V89H202ZM5 91H6V89H5ZM26 91H27V89H26ZM30 91H33V90H30ZM44 91V90H43ZM114 91H117L116 89H114ZM119 91H121V90H119ZM159 91V90H158ZM158 91L156 92V93H158ZM164 91V92H163ZM188 91V90H187ZM197 91V90H196ZM7 92V91H6ZM41 92V91H40ZM41 93V95L43 94L45 97H44V100L45 99H47L48 98V96H46L47 95V92L46 93ZM96 92H98V90L96 91ZM123 92H125L124 90H123ZM133 92V91H132ZM138 92V91H137ZM24 93H25V95H24ZM38 94L39 92H36L35 91V94ZM66 93V92H65ZM101 93V92H100ZM108 93H110L109 91H108ZM107 93V94H108ZM118 93V92H117ZM178 93H179V90H178ZM184 93V92H183ZM196 93V92H195ZM46 94V95H45ZM62 94V93H61ZM91 94V96L90 95H88L89 97V99L90 98H92V100H94L93 99V95ZM98 94H99V92H98ZM97 94V96H100V95H98ZM125 94H126V92H125ZM126 94V95H127ZM148 94V95H147ZM200 94V93H199ZM30 95H33V93L32 94H30ZM40 94H38V95H36L37 97L39 96ZM43 95H42V98H43ZM52 95V94H51ZM95 95V94H94ZM103 95H104V93H103ZM106 95V94H105ZM118 95H120V94H118ZM155 95V94H154ZM163 95H165V94H163ZM163 95H162V97H163ZM179 96L181 95V94H178ZM182 95H184V94H182ZM201 95V94H200ZM35 96V97H36ZM61 96H64V95H61ZM108 96H109V94H108ZM133 96H131V98H133ZM195 96V95H194ZM34 97V98H35ZM47 97V98H46ZM65 97V99H66V96H64ZM70 97V96H69ZM75 97H74V99H75ZM95 97V96H94ZM126 97V96H125ZM129 97V96H128ZM183 97V96H182ZM187 97V96H186ZM193 97V96H192ZM192 97H190V99L192 98ZM199 97V96H198ZM197 97V98H198ZM33 98V97H32ZM50 98V100L49 101H51V97H49ZM68 98V97H67ZM71 98H72V96H71ZM70 98V99H71ZM99 98H101V100L103 99L102 97H99ZM107 98H109V97H107ZM112 98V97H111ZM115 98V97H114ZM130 98V97H129ZM164 98V97H163ZM184 98V97H183ZM188 98V97H187ZM186 98V99H187ZM195 98V97H194ZM8 99V100H9ZM98 99V98H97ZM134 99V98H133ZM185 99V98H184ZM8 100H7V102H8ZM27 100H29V99H27ZM27 100H26V102H27ZM48 100V99H47ZM67 100V99H66ZM69 100V99H68ZM108 100V99H107ZM126 100V99H125ZM161 100H164V99H161ZM189 100V99H188ZM193 99H191V101H192ZM249 100H247V101H249ZM95 101H96V99H95ZM103 101H105V100H103ZM110 101H111V99H110ZM128 101V100H127ZM136 101V102H137ZM182 101V100H181ZM191 101H189V102H191ZM198 101V100H197ZM26 102H24V103H26ZM35 102L36 101H34V103H32L31 102V104H34V106H35ZM90 102H91V99H90ZM97 102H98V100H97ZM102 102V101H101ZM112 102V101H111ZM185 102H187V101H185ZM188 102V103H189ZM193 102V101H192ZM40 103H42V102H40ZM47 103V102H46ZM17 104H18V106H17ZM30 104V105H31ZM36 104H38V103H36ZM44 104V103H43ZM99 104V103H98ZM133 104H135V103H133ZM183 104H185V103H183ZM182 104V105H183ZM254 104V103H253ZM254 104V105H255ZM24 105V104H23ZM29 105V106H30ZM67 105H68V103H67ZM112 105V104H111ZM131 105V104H130ZM138 105V104H137ZM142 105V106H141ZM180 105V106H179ZM206 105V104H205ZM221 105V104H220ZM256 105H255V107H256ZM10 106H8V107H10ZM33 105H32V107H30V108H33L34 107ZM40 106H42V104L41 105H39V106H37V108L39 107L40 108ZM46 106V105H45ZM70 106V105H69ZM101 106V107H102ZM13 107H15V106H11L10 108H13ZM23 107V106H22ZM25 107H28V106H25ZM24 107V108H25ZM36 107V106H35ZM33 108V109H36L37 110V108ZM43 107V106H42ZM53 107V106H52ZM72 107V106H71ZM99 107L100 106H98V109H99ZM167 107V106H166ZM201 107V106H200ZM29 108V109H30ZM50 108V107H49ZM130 108V109H129ZM161 108H165V113L167 112V114L166 115H169V116H163L162 114H164V113H162V110H161ZM18 109V111H20V109L19 108H16L15 109V112H17V114H18V111H16ZM23 109V108H22ZM25 109H27V108H25ZM25 109H23L24 110V112H26L25 111ZM68 109V108H67ZM83 109V108H82ZM180 109V110H179ZM184 109V110H183ZM222 109V108H221ZM220 109V110H221ZM12 110V114H13V111H14V108L13 109H11ZM22 110V111H23ZM28 110V109H27ZM41 110V109H40ZM40 110H37V111H39L38 113H35L36 111L35 110H32V109H30V110H28L27 112H29V114L31 113H33L32 115H34V113H35V115L36 114H40ZM161 110V111H160ZM164 110V109H163ZM197 110V109H196ZM208 110V109H207ZM206 110V111H207ZM210 110V109H209ZM50 113H51V115L53 114V110L51 111V109H49L48 110ZM44 112V110H43V112H42V110H41V113H49V112ZM64 111V110H63ZM70 111V110H69ZM68 111V112H69ZM72 111V110H71ZM75 111V110H74ZM77 111V110H76ZM85 110H83V112H84ZM91 111H93V112H91ZM1 112V111H0ZM21 112V111H20ZM19 112V113H20ZM58 112V111H57ZM65 112H67V111H65ZM73 112V111H72ZM83 112H81V114H83ZM88 112V111H87ZM99 112V113H98ZM209 112V111H208ZM2 113V112H1ZM1 113H0V116H1ZM23 113V112H22ZM21 113V114H22ZM59 113V112H58ZM79 113V112H78ZM189 113V112H188ZM187 113V114H188ZM3 114V113H2ZM30 114V115H31ZM54 114H55V112H54ZM61 114V113H60ZM68 114V113H67ZM69 114H71L70 112H69ZM68 114V115H69ZM85 114V113H84ZM88 114V113H87ZM87 114H85L86 116H87ZM103 114L104 113H102V116H103ZM195 114V113H194ZM212 114V113H211ZM29 115V116H30ZM31 115V116H32ZM49 115V114H48ZM76 115V114H75ZM171 115V116H170ZM210 118H211V116L209 115V114H207ZM219 115H221V114H219ZM240 115V114H239ZM239 115H237V116H239ZM25 116V115H24ZM30 116V117H31ZM43 116V115H42ZM101 116V117H102ZM188 116H190V115H188ZM187 116V117H188ZM194 116V115H193ZM204 116V115H203ZM223 115H221V117H222ZM236 116V115H235ZM234 116V117H235ZM19 117H22V116H19ZM92 117H94V115L92 114ZM105 117V116H104ZM106 117L104 118V120H106ZM109 117V116H108ZM111 117V116H110ZM113 117V116H112ZM117 117H120V116H117ZM184 117V116H183ZM221 117L219 116V117H214V119L210 122L211 124H209L207 121V123L209 124V125H204V127L206 126V131H207V136H205V137H207L209 140H211L212 138H216V137H213V136H215V131L216 130H218L219 131V129L222 131V128L224 127V124H223V122H222V120H223V118L221 119ZM29 118V117H28ZM181 118V117H180ZM194 118V117H193ZM208 118V117H207ZM213 118V117H212ZM231 118V120H233L232 119V117H230ZM229 118V119H230ZM238 118V117H237ZM242 118V117H241ZM17 119V118H16ZM92 119V118H91ZM117 118H115L114 120H116ZM123 119H125V118H123ZM182 119V118H181ZM190 119H192V117L190 118ZM199 119V118H198ZM236 119V118H235ZM239 119V118H238ZM18 120V119H17ZM30 120V119H29ZM95 120V119H94ZM109 120V119H108ZM112 120H113V118H112ZM122 120V119H121ZM129 120V119H128ZM189 120V119H188ZM195 120V119H194ZM210 120V119H209ZM230 120V121H231ZM237 120V119H236ZM246 120V119H245ZM245 120H244V122H242V123H245ZM25 121V120H24ZM117 121H118V119H117ZM181 121V120H180ZM179 121V122H180ZM199 121V120H198ZM197 121V122H198ZM202 121V120H201ZM201 121H199L200 122V124H201ZM230 121H228V122H230ZM234 121V120H233ZM247 121V120H246ZM12 122V121H11ZM16 122V121H15ZM107 122V121H106ZM109 122V121H108ZM113 122V121H112ZM110 123V124H113V123ZM121 121H119V123H120ZM125 122H126V120H125ZM237 122H238V120H237ZM105 123V122H104ZM117 123V122H116ZM130 123V122H129ZM167 123V122H166ZM165 123V124H166ZM170 123H172V122H170ZM186 123V122H185ZM232 123V122H231ZM236 123V122H235ZM235 123L233 124L234 126H235ZM240 123V122H239ZM247 123V122H246ZM115 124V123H114ZM131 124V123H130ZM175 124V123H174ZM173 124V125H174ZM176 124H178V123H176ZM175 124V125H176ZM204 124H205V122H204ZM237 124V123H236ZM122 125V124H121ZM132 125V126H133ZM171 125V124H170ZM202 125V124H201ZM200 125V129H201V126ZM222 125H223V127H222ZM249 125V124H248ZM11 127H12V125H10ZM108 126H110V125H108ZM112 126V125H111ZM111 126H110V128H111ZM119 125H117V127H118ZM136 126V125H135ZM141 126H143L142 124H141ZM172 126V125H171ZM177 126V125H176ZM244 126H247V125H244ZM10 127V128H11ZM126 127H127V125H126ZM174 127V126H173ZM182 127H184V126H182ZM187 127V126H186ZM189 127H191V126H189ZM238 127V126H237ZM236 127V128H237ZM263 127V126H262ZM124 128V127H123ZM137 128V127H136ZM140 128V127H139ZM218 128V129H217ZM240 128V127H239ZM238 128V129H239ZM261 128V127H260ZM124 129H126V128H124ZM131 129V127L128 129V130H130ZM170 129V128H169ZM178 129V128H177ZM184 129V128H183ZM187 129V128H186ZM224 129V128H223ZM258 129V128H257ZM109 130H111V129H109ZM118 129H116L115 131H117ZM151 130V129H150ZM171 130H172V128H171ZM185 130V129H184ZM225 130V129H224ZM245 130V129H244ZM104 131H105V128H104ZM122 131V130H121ZM125 131V130H124ZM138 131V130H137ZM170 131V130H169ZM256 131V130H255ZM118 132H120L119 130H118ZM147 132V131H146ZM150 132V134H151V138H149V139H146L145 141H144V146H145V150H144V152L145 151H150L148 154H150L151 155V157H155V158H157L158 159V163H161L160 161H161V159H163L162 161H163V163H164V167H160L161 169L160 170H163V172H167L168 174H170V168H169V165L172 163V162H168V161H165V159L168 157V154L166 153L168 150H170L169 149V147H168V143L169 142H171L169 139H172V137H170L169 136V134H168V132L166 131V130H160V128H158V129H153L152 131H149ZM182 132H185L186 133V131H182ZM224 132V131H223ZM108 133V132H107ZM135 133V132H134ZM137 133V132H136ZM169 133H171V132H169ZM176 133H178V132H176ZM188 133H189V131H188ZM251 133V132H250ZM253 133V132H252ZM255 133V132H254ZM262 133V132H261ZM105 134V133H104ZM109 134V133H108ZM115 134V133H114ZM131 134V133H130ZM141 134V133H140ZM139 134V135H140ZM182 134V133H181ZM192 134V133H191ZM190 134V135H191ZM247 134V133H246ZM258 134V136H259V133H257ZM117 135V134H116ZM119 135H120V133H119ZM172 135V134H171ZM133 136H135V134L133 135ZM137 136H138V134H137ZM146 136H148V135H146ZM175 136H176V134H175ZM178 136V135H177ZM249 136V135H248ZM261 136V135H260ZM111 137V136H110ZM118 137V136H117ZM122 137V136H121ZM132 137V136H131ZM136 137V136H135ZM183 137H184V135H183ZM183 137H182V139H183ZM106 138V137H105ZM104 138V139H105ZM123 138V137H122ZM181 138V137H180ZM186 138V137H185ZM187 138H188V136H187ZM259 138V137H258ZM118 139V138H117ZM126 139V138H125ZM175 139V138H174ZM173 139V140H174ZM112 140V139H111ZM181 140V139H180ZM184 140V139H183ZM188 140V139H187ZM190 140V139H189ZM213 140V139H212ZM258 140V139H257ZM120 141V140H119ZM135 141V140H134ZM254 141V140H253ZM112 142V141H111ZM126 142V141H125ZM130 142V141H129ZM132 142V141H131ZM139 142V141H138ZM181 142H182V140H181ZM187 142V141H186ZM189 142V141H188ZM187 142V143H188ZM208 142V141H207ZM207 142H206V144H207ZM124 143V142H123ZM183 143V142H182ZM181 143V144H182ZM191 143H193V142H191ZM216 143V142H215ZM133 144V143H132ZM171 144H173V143H171ZM170 143H169V145H171ZM189 144V143H188ZM194 144V143H193ZM193 144H190V146L191 145H193ZM212 144V142H210V144L208 145L209 146V148H207L208 146H206V148H207V151L204 153V155H206L205 156V158H204V160H202V158L201 159H199L200 160V162L199 163H203V165L200 167L201 168V171H202V176H203V180H202V185H203V187L202 186H199V188L200 187H202L201 188V190H200V193L198 192V194H200L199 196H200V199L197 201V203H195L194 204V202L193 203H190V199H189V197L190 198H192V197H194L193 195H192V193L193 192H195V191H191V190H189V189H191V187H193V186H197L196 184V181L194 182V184H193V179L191 180L190 178H183L182 176H178L180 179V181H176L177 179H175V176H176V174H171V175H173V176H171V175H166V173H164V176H163V178L161 177V179H159L161 182H159V180H158V178L157 179H155V180H157V181H155V180H153V182H155V183H152V186L153 187H158L157 189H155L154 188V190H153V193H152V195L151 194H148L149 196H153L151 199H152V201H157L158 203H159V201H161L162 200V202H164V200L165 201H167V203H164V209H161V208H163V206L161 205L160 207H156V209H155V211H153V209H152V211L154 212H150L151 210H149V212L148 213H151V214H145L146 213V210L143 212V210L144 209H141L142 208V206L140 207V208H138L140 205H139V203H138V205H136V201H134L135 202V205L136 206H138L137 208L138 209H136V210H138L139 211V209H140V212H142L141 214H143L144 216L142 217V216H140V217H137L138 215H137V213L140 215V212H138L137 211V213H136V211H132L133 213H135V216L133 215H131L132 217H137V218H133V219H137V220H139L140 221V219H142L143 220V222L144 221H146V222H148V223H146V222H144V223H146L147 225H146V227L144 228V227H142V225L140 224V225H137V226H139V228L138 229H142V228H144V229H142L143 231H145V230H149V232L152 230V234H149V232L148 231H146V234H144V235H141L142 234V232H141V234H140V236H141V238L140 237H137V235H135L136 237H134V238H136L135 240H137L138 238H140L138 241H137V246L135 247L134 246V248H132L133 250H132V252L133 253H131L132 255V257H134L135 258V260L137 261H139V260H141L142 262L144 261H146V264H149L150 263V261L151 262H153L152 261V259H153V255H155V257H156V255H157V257H158V255H159V253H162V254H164V257H159L158 259H157V257L155 258V259H153L154 260V263H155V261H157V260H160V264H164V262L163 261H168L166 258H165V256H169V257H171L172 255L171 254H173V256L175 255V258L173 259L172 258V260L173 261H175L176 259L178 260H176L175 261V263L176 264H191L192 263V261H194L195 259H197V254L195 255V253L194 254H192L193 256H195L194 258H192L191 259V261H190V263H189V261L187 262V261H185V260H182V259H180V257L182 256L183 257V255H181V253H183V251H182V248L180 249V246H181V244H178V243H181V242H178V243H174V242H176L171 236H173V234H175V233H173L171 236H170V238L171 239H173L174 240V242H173V240H171V239H169V232L168 231H166V232H164L163 233V221L165 220V218H178L179 216V214H177V213H182V212H186V214L190 211V210H196L197 211V217H199V219L201 220V221H204L205 222V224L207 225V226H209V225H211L213 222H215L216 223V225H220L221 227H225V226H229V227H231V226H240V227H243V226H253V225H255V224H257V223H259V224H262V225H264V135H263V137L256 143V148L253 150L252 148V153H251V157H250V162H248V164L246 163V164H242V165H244V167H243V170L241 171L242 172V176H241V173L239 174L240 175V178H238V182L239 183H237V185L233 188V189H231L230 188V190H229V192H228V190L227 189H225V190H227L226 191V193H227V195H222V196H224L225 198L224 199H221L222 197L220 196L221 195V193H223V190L222 191H220L222 188H217V183L215 184L214 183V179H212V177L215 175V174H219V171H220V168L222 169V166L223 165H225V163L226 162H224V164L222 165V162H221V160H226L225 159V157L224 156H222L223 154H221L220 152H217L215 149H213V151L214 152H212V153H210L211 154V160L209 159V161L208 160H205L206 159V157H207V155H209V154H207V152L209 151L208 149H210L211 150V148H210V145ZM217 144V143H216ZM216 144H214V142H213V144H212V146H215L216 147ZM183 145H184V143H183ZM183 145H182V147H183ZM201 145V144H200ZM253 145V144H252ZM104 146V145H103ZM114 146V145H113ZM194 146V145H193ZM205 146H203V147H205ZM140 147H141V145H140ZM173 147V146H172ZM179 148H180V146H178ZM186 147V146H185ZM192 147V146H191ZM199 147V146H198ZM215 147H212V148H215ZM109 148V147H108ZM184 148V147H183ZM183 148H182V150H183ZM196 148H197V145H196ZM123 149H127V148H123ZM136 149V148H135ZM199 149H200V147H199ZM205 149V148H204ZM132 150V149H131ZM137 150V149H136ZM186 150V149H185ZM189 150H190V148H189ZM196 150V149H195ZM219 150V149H218ZM105 151V150H104ZM134 151V150H133ZM139 151V150H138ZM141 151V150H140ZM192 151H194V147H193V150ZM221 151V150H220ZM60 152V151H59ZM128 152V151H127ZM132 151H130V153H131ZM142 152V151H141ZM173 152V151H172ZM183 152V151H182ZM197 152V151H196ZM199 152V151H198ZM63 153V152H62ZM121 154H122V152H120ZM120 153H119V155L118 156H121L120 155ZM139 153V152H138ZM178 153V152H177ZM179 153H180V151H179ZM193 153V152H192ZM223 153V152H222ZM57 154V153H56ZM110 154V153H109ZM127 154V153H126ZM126 154H123V157L124 158H126L128 155H126ZM143 154V153H142ZM169 154H170V152H169ZM176 154V153H175ZM183 154V153H182ZM58 155V154H57ZM173 155V154H172ZM172 155H170L171 157H172ZM204 155H203V157H204ZM225 155V154H224ZM242 155H244V153L242 154ZM53 156H55V157H51L52 158V160H55L54 158H57V156L54 154ZM63 156V155H62ZM138 156V158H139V155H137ZM149 156V155H148ZM181 156V155H180ZM202 156V155H201ZM59 157V156H58ZM110 157H111V155H110ZM145 157V156H144ZM150 157V156H149ZM174 157V156H173ZM191 157V156H190ZM116 158V157H115ZM147 158V157H146ZM145 158V159H146ZM179 158V157H178ZM187 158V157H186ZM199 158V157H198ZM208 158V157H207ZM240 158V157H239ZM58 159V158H57ZM56 159V160H57ZM109 159H111V158H109ZM168 159V158H167ZM170 159V158H169ZM168 159V160H169ZM185 159V158H184ZM241 159H242V157H241ZM244 159H246V158H244ZM37 160V159H36ZM52 160H50V161H52ZM116 160H118V159H116ZM126 160V159H125ZM155 160V159H154ZM181 160V159H180ZM198 160V161H199ZM236 160V159H235ZM111 161V160H110ZM113 161V160H112ZM119 161H120V159H119ZM122 161V160H121ZM120 161V162H121ZM148 161V160H147ZM172 161V160H171ZM184 160H182V161H180V162H183ZM241 161H243V160H241ZM248 161V160H247ZM35 162V161H34ZM55 162V161H54ZM57 162V161H56ZM129 162V161H128ZM149 162V161H148ZM169 163V164H165V163ZM228 162V161H227ZM45 163V162H44ZM47 163H49V162H46V164ZM119 163V162H118ZM138 163L139 162H137V165H138ZM147 163V162H146ZM244 163V162H243ZM43 164V163H42ZM60 164V163H59ZM58 164V165H59ZM62 164V163H61ZM144 164V163H143ZM157 164V163H156ZM180 164V163H179ZM183 164V163H182ZM212 164V165H211ZM239 165H240V163H238ZM45 165V164H44ZM134 165V164H133ZM161 165V164H160ZM172 166H174L175 167V165H174V163L173 164H171ZM186 165V164H185ZM237 165V164H236ZM48 166V165H47ZM55 166V165H54ZM157 166V165H156ZM159 166V165H158ZM162 166H163V164H162ZM137 167V166H136ZM151 167V166H150ZM190 167V166H189ZM192 167V166H191ZM197 167V166H196ZM195 167V168H196ZM43 168H44V166H43ZM180 168V167H179ZM182 168V167H181ZM195 168H194V170H195ZM231 168V167H230ZM57 169V168H56ZM119 169V168H118ZM121 169H123V168H121ZM134 169V168H133ZM143 169V168H142ZM149 169V168H148ZM186 169V168H185ZM199 169V168H198ZM238 169V168H237ZM60 170V169H59ZM126 170V169H125ZM177 170V169H176ZM175 170V171H176ZM193 170V171H194ZM228 170V169H227ZM232 170V169H231ZM37 171L38 170H36V173H37ZM141 171V170H140ZM186 171V170H185ZM199 171V170H198ZM200 171V172H201ZM229 171V170H228ZM233 171V170H232ZM41 172V171H40ZM53 172H55V171H53ZM110 172H112V171H110ZM109 172V174H111ZM122 172V171H121ZM142 172H143V170H142ZM150 172V171H149ZM159 172V171H158ZM177 172H178V170H177ZM187 172V174H188V171H186ZM191 172V171H190ZM239 172H240V170H239ZM59 173V172H58ZM104 173V172H103ZM112 173H114V171L112 172ZM132 173V172H131ZM173 173H176V172H173ZM192 174H193V172H191ZM195 173H196V171H195ZM198 173V172H197ZM224 173V172H223ZM106 174V173H105ZM119 174V173H118ZM118 174H116V177L118 176ZM148 174V173H147ZM155 174H156V172H155ZM159 174V173H158ZM162 174V173H161ZM190 174V173H189ZM230 174V173H229ZM112 175V174H111ZM120 175V174H119ZM123 175V174H122ZM134 175H135V173H134ZM143 175H144V173H143ZM142 175V176H143ZM166 175V176H165ZM178 175H180V173L178 174ZM182 175H186V174H183L182 173ZM196 175V174H195ZM107 176V175H106ZM132 176V175H131ZM190 176H191V174H190ZM197 176V175H196ZM195 176V177H196ZM199 176H200V174H199ZM228 176V175H227ZM108 177V176H107ZM115 177V178H116ZM128 177V176H127ZM138 177V176H137ZM192 177V176H191ZM193 177H194V175H193ZM219 177V176H218ZM230 177L231 176H229V179H230ZM233 177V176H232ZM119 178H120V176H119ZM143 178H144V176H143ZM150 178V177H149ZM151 178H152V176H151ZM150 178V179H151ZM154 178V177H153ZM160 178V177H159ZM237 178V177H236ZM235 178V179H236ZM107 179V178H106ZM105 179V180H106ZM117 179V178H116ZM196 179V178H195ZM219 179V178H218ZM222 179V178H221ZM221 179H219V180H221ZM240 179V180H239ZM254 179H256V180H259L260 179V181H262L261 179H263V186H261V185H259V186H261V188L259 189V190H255L256 188H254L255 186H253V185H255V184H252V182H253V180ZM25 180V179H24ZM103 180V179H102ZM117 180H119V179H117ZM120 180H123V178L121 179L120 178ZM119 180V181H120ZM198 180V179H197ZM201 180L199 181V182H201ZM218 180V181H219ZM231 180H233L232 178H231ZM107 181H109L108 179H107ZM110 181H112V180H110ZM109 181V182H110ZM128 181V180H127ZM139 181V180H138ZM145 181H147V180H145ZM152 181V180H151ZM191 181H192V183H191ZM230 181V180H229ZM20 182V181H19ZM23 181L21 180V183H22ZM136 182V181H135ZM140 182V181H139ZM150 182V181H149ZM159 182V183H158ZM178 184H177V183ZM211 182H213V183H211ZM216 182V181H215ZM221 182V181H220ZM18 183V182H17ZM20 183V184H21ZM123 184L124 183H126V182H122ZM138 183V182H137ZM142 183H144V182H142ZM210 183L211 184H215V186H212V185H210ZM225 183V182H224ZM231 183H233V182H231ZM257 183H258V181H257ZM24 185H26L25 184V181H24V183H23ZM111 184V183H110ZM117 184H119V183H117ZM131 184V183H130ZM134 184V183H133ZM192 184H193V186H192ZM18 185V184H17ZM114 185H116V184H114ZM125 185V184H124ZM142 185H144V186H146L147 184H142ZM150 185V184H149ZM222 185V184H221ZM221 185L219 186V187H221ZM228 185H230L229 183H228ZM233 185V184H232ZM258 185V184H257ZM19 187H20V185H18ZM103 186H105V185H103ZM118 186V185H117ZM123 186V185H122ZM131 186V185H130ZM136 186V185H135ZM148 186V185H147ZM151 186V185H150ZM149 186V187H150ZM212 186V187H211ZM223 186V185H222ZM258 186V187H259ZM17 187V186H16ZM24 188H25V186H23ZM153 187H151V188H149V189H151V191H152V189H153ZM227 187V186H226ZM22 188V187H21ZM135 189H136V187H134ZM139 188V187H138ZM194 188V187H193ZM198 188V187H197ZM228 188V187H227ZM107 189H109V188H107ZM112 189V188H111ZM196 189V188H195ZM120 190H121V188H120ZM219 190V191H218ZM107 191V190H106ZM108 191H110V190H108ZM108 191H107V193H108ZM139 191V190H138ZM151 191H149L150 193H151ZM198 191V190H197ZM116 192V191H115ZM114 192V193H115ZM118 192V191H117ZM115 193L116 195L118 194L119 195V192L118 193ZM128 192V191H127ZM140 192H142V191H140ZM139 192V193H140ZM106 193V192H105ZM133 193V192H132ZM143 193V192H142ZM141 193V194H142ZM106 195V194H105ZM104 195V196H105ZM108 195V194H107ZM106 195V196H107ZM109 195H111L112 196V194H109ZM107 196L108 197V199H109V197H111V196ZM130 195V194H129ZM105 196V197H106ZM120 196V195H119ZM143 196V195H142ZM146 196V195H145ZM144 196V197H145ZM192 196V197H191ZM196 196V195H195ZM114 197H116V196H114ZM129 197H131V196H129ZM140 197V196H139ZM147 197V196H146ZM112 198V197H111ZM120 198H122V197H120ZM124 198V197H123ZM141 198V197H140ZM199 198V197H198ZM106 199V198H105ZM118 199V198H117ZM137 200H139L138 198H136ZM147 199V198H146ZM115 200H116V198H115ZM121 200V199H120ZM124 200V199H123ZM132 200H134L133 198H132ZM132 200H130L131 202H133ZM141 200V199H140ZM144 200V199H143ZM192 200V199H191ZM110 201V200H109ZM196 201V200H195ZM105 202V201H104ZM119 204L121 203V202H119V201H117ZM116 202V203H117ZM149 202H151V201H149ZM148 202V203H149ZM192 202V201H191ZM141 204H142V202H140ZM146 203V202H145ZM147 203V204H148ZM152 203V202H151ZM155 203V202H154ZM111 204V203H110ZM130 204V203H129ZM134 204V203H133ZM161 204V203H160ZM121 205H122V203H121ZM154 205V204H153ZM152 205V206H153ZM156 205V204H155ZM106 209H105V211H106V213L108 214V215H110V214H112L111 213V206H109V203H108V201H107V203H106ZM117 206V205H116ZM120 206V205H119ZM129 206H131V210L132 209H135V208H133L132 206V204H130ZM148 206V208H150L149 207V205H147ZM6 207V206H5ZM124 207H126V205L124 206ZM117 208H118V206H117ZM160 208V209H159ZM147 209V208H146ZM5 210V209H4ZM6 210H8V209H6ZM125 212L127 213V209L125 208ZM131 210H129L130 212H131ZM183 210V211H182ZM185 210V211H184ZM128 211V213L129 214H131L130 212ZM182 211V212H181ZM188 211V212H187ZM192 211V212H193ZM117 212V211H116ZM116 212L114 213V214H116ZM195 212V211H194ZM105 213V214H106ZM110 213V214H109ZM119 213V212H118ZM124 213V212H123ZM129 214H127L128 216H129ZM192 214V213H191ZM194 214V213H193ZM125 215V214H124ZM137 215V216H136ZM181 215V214H180ZM122 216V215H121ZM130 216V217H131ZM149 216V217H148ZM166 216V217H165ZM177 216V217H176ZM182 216H183V214H182ZM185 216H188V215H185ZM6 217V216H5ZM4 217V218H5ZM113 215H112V219H113ZM146 217H147V219H146ZM163 219V221H162V219ZM192 217V216H191ZM194 217H195V215H194ZM7 218V217H6ZM121 218V217H120ZM123 218V217H122ZM179 218H181V217H179ZM183 218V217H182ZM106 219H109V218H107L106 217ZM129 219V218H128ZM130 219H132V218H130ZM132 219V220H133ZM145 219V220H144ZM168 219H166L167 221H168ZM4 220V221H3ZM122 220V219H121ZM120 220V221H121ZM124 221H125V218L123 219ZM137 220H135L133 223H135V224H137ZM141 220V221H142ZM171 220L172 219H169V221L171 222ZM173 220H176L177 222H178V220L177 219H173ZM172 220V221H173ZM6 221H7V219L5 220V219H0V225L2 224L3 225V222H5L6 223ZM11 221V220H10ZM110 221V220H109ZM115 221H118V220H115ZM128 221H130V220H128ZM160 221H162V223H160ZM169 221H168V223H169ZM184 221H186V220H184ZM188 221H191V220H188ZM131 222V221H130ZM129 222V223H130ZM164 222H166V221H164ZM179 222H181V221H179ZM139 223V222H138ZM184 223V222H183ZM11 224V222H9V225ZM14 224V223H13ZM119 224L121 225V223L119 222ZM122 224H123V222H122ZM159 224H161V226H160V230H159ZM175 224V223H174ZM179 224V223H178ZM19 225V224H18ZM129 225V224H128ZM127 225V226H128ZM132 225V224H131ZM134 225V224H133ZM169 225H171V223L169 224ZM175 225H177V224H175ZM183 225V224H182ZM107 226V225H106ZM115 226V225H114ZM123 226V225H122ZM130 226V225H129ZM166 226V225H165ZM167 226H168V224H167ZM180 226V225H179ZM10 227V228H9ZM9 227H7V228H9L8 230H11V226H9ZM17 227H19V226H17ZM119 227V226H118ZM118 227H115L114 229H118ZM148 227L149 228H151V229H148ZM162 227V228H161ZM5 228V227H4ZM20 228V227H19ZM122 228V227H121ZM120 228V229H121ZM125 228V227H124ZM123 228V229H124ZM131 229H136V233H137V231H138V229L137 228H135L134 226H133V228L132 227H130ZM147 228V229H146ZM158 228V229H157ZM166 228V227H165ZM164 228V229H165ZM169 228V227H168ZM168 228H167V230H168ZM174 228H176V227H174ZM178 228V227H177ZM18 229V228H17ZM16 229V230H17ZM42 229H44V228H42ZM108 229V228H107ZM119 229V230H120ZM127 229H129L128 227H126V231H128L129 232V236H131L132 234H130V233H132L134 230H131V229H129V230H127ZM156 231H155V230ZM7 230V229H6ZM115 230V231H116ZM118 230V231H119ZM122 230V229H121ZM158 230L160 231V232H158ZM177 230V229H176ZM180 230V229H179ZM41 231H43V230H41ZM45 231V230H44ZM48 231V230H47ZM125 231V233L126 234H128V232H126ZM161 231H162V233L164 234V235H162V233H161ZM172 231V230H171ZM154 232V233H153ZM167 232H168V236H167ZM175 232V231H174ZM96 233V232H95ZM99 233V232H98ZM97 233V234H98ZM108 233V232H107ZM110 233V232H109ZM117 233V232H116ZM151 233V232H150ZM171 233V232H170ZM180 233V232H179ZM100 234V233H99ZM98 234V235H99ZM106 234V233H105ZM107 235V234H106ZM110 235V234H109ZM124 235V234H123ZM134 235V234H133ZM132 235V236H133ZM148 235V236H147ZM166 235V238L164 237ZM97 236V235H96ZM108 236V235H107ZM127 236V235H126ZM132 236L130 237L131 239H132ZM163 236V237H162ZM180 236H181V234H180ZM1 237V236H0ZM93 237H95V236H93ZM103 237H104V235H103ZM102 237V238H103ZM109 238H110V236H108ZM108 237H107V239H105L104 240V243H106L105 241H107V240H109L108 239ZM121 237V236H120ZM168 237V238H167ZM127 238V237H126ZM181 238H182V236H181ZM96 240H98L97 238H95ZM104 239V238H103ZM112 239V238H111ZM130 239V240H131ZM142 239H144V240H142ZM180 239V238H179ZM183 239V238H182ZM49 240V239H48ZM112 240H114V239H112ZM120 240V239H119ZM129 240V241H130ZM140 240H142V241H149V242H141ZM177 240H178V237H177ZM2 241V238L0 239V264H11V261H9L8 260V258H9V256H7V247L5 246V244L3 243V242H1ZM4 241V240H3ZM23 241V240H22ZM101 242V240H98V242ZM110 241V240H109ZM109 241H107V243L109 244ZM152 241H156V242H154L155 244L157 243V245H155ZM26 242V241H25ZM103 242V241H102ZM125 242V241H124ZM130 242H132V241H130ZM185 242H186V240H185ZM192 242V240L190 241V243ZM6 243H7V241H6ZM9 243V242H8ZM24 243V242H23ZM106 243V244H107ZM159 243V244H158ZM169 244V246H170V248H168V247H165L164 248V246H167L166 244ZM184 243V242H183ZM182 243V244H183ZM189 243V244H190ZM106 244H104V245H106ZM110 244H112V243H110ZM129 244V243H128ZM145 244H146V247H144L145 246ZM160 244H164V246L162 245H160ZM171 244H173L172 246H171ZM188 244V245H189ZM119 245V244H118ZM157 246L158 247V250H159V253L157 254L156 253V249L155 250H153L154 248H153V246ZM159 245H160V248L161 247H163V248H161V250H160V248H159ZM174 245H176V248H172ZM179 247H178V246ZM191 245H192V243H191ZM206 245V244H205ZM250 245H251V243H250ZM106 246H110V245H106ZM105 246V247H106ZM129 246V245H128ZM128 246H127V248H128ZM186 246V245H185ZM194 246V245H193ZM236 246H238V245H236ZM248 246V245H247ZM121 247V246H120ZM125 247V246H124ZM156 247V248H157ZM175 247V246H174ZM182 247V246H181ZM187 247V246H186ZM209 247V246H208ZM239 247H241V246H239ZM253 246H251L250 248H252ZM87 248V247H86ZM107 248V247H106ZM109 248V247H108ZM148 248V251L146 252V249ZM151 248V249H150ZM153 248V249H152ZM170 249V250H167V249ZM171 248H172V250H171ZM180 250H179V249ZM205 248V247H204ZM211 248V247H210ZM208 249L209 251L211 250V249ZM212 248H213V246H212ZM215 248V247H214ZM256 247H253L252 249H255ZM105 249V248H104ZM129 249V248H128ZM126 250L125 252L127 253V251L129 252L130 251V249L129 250ZM176 249V250H175ZM184 249V248H183ZM217 249H219L218 247H216L215 249H214V252H213V254L215 255V257H216V259H215V261L214 262H212L211 260H212V258H210V260L208 259V261H210L209 263H214V264H227V259L229 258L228 257V255L229 254H223L220 250H222V249H220V250H217ZM237 249H239V248H237ZM237 249L235 250L236 251V254H237V252H240L239 250L237 251ZM260 249H262V251H263V249L264 248H261L260 247ZM259 249V250H260ZM106 250V249H105ZM181 251V252H179V251ZM190 250V249H189ZM192 250V249H191ZM199 250V249H198ZM205 250V249H204ZM188 251V250H187ZM223 251V250H222ZM229 251V250H228ZM233 251V250H232ZM252 250H250V252H251ZM256 251L258 252V250L256 249ZM109 252L110 253H113V252H111L110 250H109ZM125 252L123 251V253H124V255H122V253H121V255H122V257H126V255H125ZM146 252V253H145ZM150 252V255H152V256H149V253ZM179 252V253H178ZM191 252V251H190ZM193 252V251H192ZM201 252H202V250H201ZM201 252H200V254H201ZM204 252V251H203ZM207 252V251H206ZM224 252V251H223ZM226 252V251H225ZM249 252V251H248ZM253 252V251H252ZM187 253V252H186ZM199 253V252H198ZM208 253V252H207ZM212 253V252H211ZM228 253V252H227ZM234 253V252H233ZM254 254H256L255 252H253ZM259 254L261 253V251L260 252H258ZM263 253V252H262ZM261 253V254H262ZM189 254V253H188ZM187 254V255H188ZM203 254V253H202ZM208 254H210V253H208ZM231 254V253H230ZM254 254H253V256H254ZM261 254H260V256H261ZM111 255V254H110ZM115 255V254H114ZM147 255V256H146ZM171 255V256H170ZM186 255V254H185ZM214 255H212V257L214 256ZM257 255V254H256ZM264 255V254H263ZM111 256H113V254L111 255ZM110 256V257H111ZM118 256H119V254H118ZM128 256V255H127ZM151 258V260H149L150 258ZM161 256V255H160ZM163 256V255H162ZM200 256V255H199ZM204 256H205V254H204ZM115 257V256H114ZM124 257V258H125ZM131 257V258H132ZM181 257V258H182ZM191 257V256H190ZM202 257V256H201ZM228 257V258H227ZM106 258H108L109 259V257H105V259ZM120 258V257H119ZM128 258V257H127ZM129 258H130V256H129ZM134 258H132V259H134ZM200 258V257H199ZM180 259V260H179ZM194 259V260H193ZM213 259H214V257H213ZM112 260V259H111ZM110 260V261H111ZM171 260V258L169 259V261ZM171 260V264H175V263H172L173 261ZM229 260V259H228ZM236 260V259H235ZM105 261H107V260H105ZM115 261L116 260H114V262L112 261V263H114V264H116L115 263ZM123 261V260H122ZM125 261V260H124ZM134 261V260H133ZM140 261V262H141ZM117 262V261H116ZM121 262V261H120ZM130 262V261H129ZM135 262V261H134ZM133 262V263H134ZM140 262H139V264H140ZM197 262V261H196ZM240 262V261H239ZM238 262V263H239ZM107 263H108V261H107ZM111 263V264H112ZM118 263H119V261H118ZM126 263H128V261L126 262ZM159 263V261L157 262V264ZM169 263V262H168ZM207 263V262H206ZM108 264H110V262L108 263ZM120 264V263H119ZM135 264V263H134ZM141 264H143V263H141ZM153 264V263H152ZM196 264H200V263H196ZM202 264H205V263H202ZM236 264V263H235Z\"/></svg>",
    "mask_w": 264,
    "mask_h": 264
}]
</instances>
